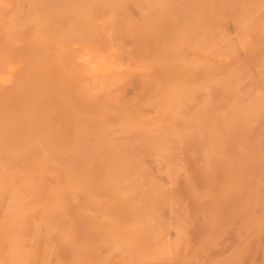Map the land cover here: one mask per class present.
Wrapping results in <instances>:
<instances>
[{
    "label": "rangeland",
    "instance_id": "rangeland-1",
    "mask_svg": "<svg viewBox=\"0 0 264 264\" xmlns=\"http://www.w3.org/2000/svg\"><path fill=\"white\" fill-rule=\"evenodd\" d=\"M3 1H4V3H3ZM17 3H16V2ZM26 1L27 0H0V19L2 20V22H1V20H0V24H2V25H0V35H1V33L3 34V37H1L0 39L1 40H3L2 42H0V44L1 43H5V40L7 39V42L8 43H10V34L8 35L9 37L8 38H6L7 37V35L5 36V34H8L9 33V31H10V29H9V31L7 32L6 31V33H5V26H6V24H7V27H8V25L10 24V25H12V23H13V21H14V24H13V26H11V28H14L15 29V26L14 25H16L15 23H17V22H20L21 21V23H22V25L20 24V26H22L23 28H20V29H22V31L20 32V29H15V31L13 30V32H17L16 33V36H17V39H16V36L14 37V39L12 40V42L10 43V44H14L13 46H14V48L16 49H11V47H9V46H11V45H6L7 44V42H6V46H7V48L9 47V49L7 50L8 52H10L11 51V54L13 53V51L15 52L14 53V60L13 61H10L9 62V64H10V67L14 70V72L15 73H17V72H20L23 68H26V66H27V64L28 63H26V62H28V60H29V58H33L34 56H37V54L39 55L40 54V52H42L45 48L47 49V46L49 45H51L52 43L54 44V41H55V44H60V41H61V43L63 42L64 43V41H65V43L63 44V45H66L68 48H70V51L71 52H73L74 53V55H77V56H80V55H82V54H90V58L92 59L93 58V56L95 57V58H97V62H96V59L95 58H93V60H95V61H93L95 64L96 63H100V62H103V63H105V62H109V63H111V64H113V65H115L116 67L118 66H120L119 68H122L123 70V74H124V82L122 81L120 84H118L117 85V87H115V88H118V86H119V89H113L112 90V93H111V95H113L114 96V98L112 97V99L109 101L108 100V102H107V105H105L106 103L105 102H100L101 104L99 105V108H97L98 107V104L96 105L97 107H95L93 110H95V113H87L86 114V112H85V106L83 107L82 105L84 104V103H80L81 101L83 102V100H81V99H79V98H77V96L76 97H74L73 96V98H74V100L75 101H73L72 102V104L73 105H71L69 102H67V103H65V105L64 106H66V104H70L71 105V107H67V110L70 108V110L69 111H67L66 113H65V116L67 117H65L67 120H70V121H68V122H66V121H64L65 122V126H63V125H61V127L60 126H54V128H49V130L51 129L52 131V133H56L57 134V132H59L60 130H61V132L63 133H60L62 136H60V140L56 137V135H54V134H52V133H50V131L48 132L49 134H52V136L51 137H53V135H54V138H51V139H56V141L54 142V144L55 145H53V144H50L49 142H43V144L45 143L46 145H44V146H40V148H39V150L41 149V147L42 148H44L45 146V150H46V153H43V155L46 157V160L48 159L47 157H50L51 159L49 160L50 162L48 163L47 161L46 162H44V164H46L45 166H44V169L46 170V172L47 173H49V175H51L52 176V178L55 180L54 181V183H55V185L58 187V192H59V197L58 198H60V201H61V203H62V206H65V208L64 207H62L64 210H65V215L66 216H64L63 218L65 219L64 221L66 222V223H64L63 225H65V226H68L69 225V223H70V225H71V227L73 226V232H74V235L75 236H72L73 237V239H74V241H70L69 243H70V247H69V245H66V244H63V243H59V239H58V237L56 236V235H51L50 237H51V239H48V241H49V243H50V248L52 249L51 250V252H52V256L55 258V260H57L58 262H59V264H71V262H72V264H80V262H78V260L76 259L75 260V257H72L73 255L72 254H74V250H76L75 248L78 246H81V245H85V244H87V245H89V246H87V245H85V247H86V249H82V250H80L81 252L83 251V250H85V252H82V254H83V256H82V254H81V252H80V254H81V256L84 258V256L85 257H89L88 259H87V261H89L88 263H92V262H94V263H92V264H106V263H111V264H138V263H135L134 261H129L128 259H127V257H125L124 255H121V253H122V251L121 250H118V253H117V249L116 248H113V247H111V246H109L110 245V243L109 242H107V240H105V241H103L102 240V238L104 239V237L106 238V235H105V231H104V229H103V227H100L101 229H103V231H100L101 229H99V226H94L93 224H94V222L90 219L91 217L88 215L87 216V218H86V216L85 215H87V213L86 214H84L85 213V211L86 212H90L89 211V209L91 208V210L93 209V211H96V212H98V210L100 209H98V207L95 205V207H97V209L98 210H94L95 209V207H93L94 205H90V204H88L89 202L87 201L88 200V196L90 195V193L92 194V196H94V197H92V198H94V199H97V198H106V199H108V200H111V196L113 195V193H114V191H115V188H116V186H117V184H114V183H112V180L113 179H115L116 177L117 178H119L120 177V175H122V173H120V170L121 169H123L122 167H124V169H125V166H126V169H128V172L130 173V171H132V169L135 167H133V165L136 163V164H140L139 162H141V163H143L145 160L147 161H145L144 163H143V166H144V168H146L149 172H152L153 171V173H151V174H155V172H156V168H158V165H159V163L157 164L155 161H154V156L156 155V154H154L153 155V153H156L153 149H152V147L153 146H158V147H163V148H165L166 147V149H168V155H166V154H164V156L166 155L167 156V158H166V156H165V158L167 159V161L169 162V163H172V164H176L178 167H180L181 169H180V171H181V175H180V180H178L177 181V184H176V186H174L173 187V189L172 190H174V191H172V192H170L169 194H168V196L166 197V198H161L160 200H159V203L157 204V207L158 208H160V207H165V205H166V210H171V211H168V212H166L165 211V216H164V214L163 215H161V217H160V221H161V223H164L163 225H164V227H165V229L166 230H170V229H172L173 230V228L172 227H176V228H179L180 227V231H182V234H181V238H180V240L178 239L177 240V244H180L179 246H181L180 248H178L177 249V254L176 255H178V256H176L177 258H174L175 260L172 262V264H239V262H240V264L242 263V264H262V263H264V254H262V253H264V251H262V250H264V241H262V240H264V237H261V236H264V227H262V225H264V222H262V221H264V218H262V221H261V226H259L260 224L258 223V220H257V218H260L261 216H264V214H262V213H264V207H262L261 205H264V204H262V202L259 200V198L262 200V201H264V183H262V182H264V112H262L261 110H258V111H254L253 113H249L250 114V120H248V118L247 117H249V114H245L246 115V117L244 116V117H242L243 119L244 118H247V120H246V122H245V119L243 120L244 122H240V123H238V119H237V125L236 126H238V128L237 129H233V127H234V125H235V123H232L231 122V120H233L232 119V117L231 116H227V115H230V113H231V111H234L235 109V106H233V103H234V101L235 102H237V104H235L234 103V105H238V103H240V105L241 104H244V105H241L242 107H238L237 106V108L239 109H242V108H245V106L246 105H250V104H247V103H251L252 102V100L255 98V96L257 95V96H264V65H262V64H264V63H262V62H264V0H218L219 2H217L216 0V6H215V3H213L214 1L212 0V2H210V3H212L211 5H210V3H208V4H206V6L204 5V7H203V9H202V7H201V9H200V7H198V6H194L195 8L197 7V9L199 8V10H195V9H193V7H192V4H191V0H179V1H177L176 3H178V4H176V3H174L173 4V1L174 0H172V4H173V6H172V4H170L171 3V0H169L170 2H168V0H163L164 1V3H165V1H167L165 4H162V2H161V5H158V2L160 1H158V0H149V3L148 2H146L145 0H127V3L129 4L128 5V7L126 6V5H123V6H125V7H127V8H125V7H123L122 6V2L120 1L119 2V0H114V1H112V0H109V1H111L110 3L111 4H109V5H111L109 8H108V6L109 5H107L106 4V2L105 1H101V5H102V2H103V5H104V2H105V6H106V8H105V6H100V5H96L97 3L95 2V1H83L82 3H84V5H83V8H86V9H83V10H89L90 9V7H92L93 9H90L89 11H90V13H89V11L88 12H86L87 13V15H88V18H89V16L91 15V18H90V20H88L89 21V23H90V21H91V19H92V22L90 23V24H88V22H87V19H86V22H83L82 24V26L81 27H83V26H85V27H83V28H86V29H84L83 30V28H79L78 27V30H74L75 32H73V30H68L67 28L68 27H64V25H61L60 26V24H57V23H55L54 21V18H52V17H47V16H45V17H41L42 15L44 16V14L45 13H48L47 12V10H46V12H45V6L46 5H48L49 7H48V9H50V11L51 10H53V9H51V8H53L52 6H55L54 7V11H55V13H59L60 14V11L59 10H61V12L63 11L62 9H64V10H68V6L67 5H69L70 6V3L68 4L67 2H66V0H65V2L66 3H64L63 2V4H64V6L62 5V6H60L61 7V9H60V7H58V4H62L61 3V1H63V0H60V1H58V0H56V1H58V2H56L55 0H49V2H48V0H47V2L50 4H44V6L42 5V8L44 7V11H42L41 9L42 8H40V10L42 11V13L43 12H45L44 14H42L39 10H36L37 12H32L33 14H35V13H37V14H39L40 15V17L42 18V20H41V18H38V21L40 20V22H42L44 19L43 18H45L46 19V17L49 19V18H52V19H50V22L52 21L53 23H55L54 25L52 24V22L50 23L49 21H47L46 20V22H49L50 24H51V28L49 27V29H48V27H47V23L45 24V23H43V25H42V23H39L38 21H37V19H35L39 24H41L42 26H44V25H46L45 27H46V31H50V29H52L51 31L53 32V35L51 34V32H48V33H50V37L49 36H44V37H42L43 36V34H46V32L44 31L45 29V27H42L41 25H39L38 27L36 26V24H37V22L35 21V23L33 24V25H35L34 27H33V30H35L34 28L35 27H37V28H39L40 30H41V34L43 33L42 31H44L45 33H43L42 34V36H41V34H40V36H41V38H37L38 37V35L36 34V33H34L33 32V30H32V26H30V24H31V21L33 22V17L35 16H33V14L32 13H30V10L32 9V7L30 8L29 7V5L28 6H25L26 5ZM29 1V0H28ZM37 1H39V0H34V2H33V0L31 1H29V3L28 4H30V2L32 3V4H34V7L33 8H35L38 4H40V2L39 3H36ZM69 1V0H68ZM72 1V0H71ZM70 1V2H71ZM75 0H73L72 1V3H71V5L73 4V3H75L74 2ZM97 1H99V0H97ZM116 1H118V3L116 2ZM144 1V2H143ZM162 1V0H161ZM176 1V0H175ZM182 1V2H181ZM211 1V0H210ZM21 2H22V4L23 3H25L23 6H22V4H21ZM46 2V3H47ZM54 2V3H53ZM85 2H87L86 4H85ZM90 2H91V6L89 5L90 4ZM112 2L114 3V2H116V3H114V4H112ZM151 2H154V3H151ZM155 2H157L156 4H155ZM231 2V3H230ZM244 2V3H243ZM57 3V4H56ZM100 2H98V4H99ZM219 3H222V5L220 4V6H218V4ZM17 4H19V5H17ZM37 4V5H36ZM67 4V5H66ZM93 4H95L96 6H93ZM117 4V5H116ZM118 4H120V6L118 5ZM146 4H148V7L146 6ZM153 4H155V5H153ZM6 5V6H5ZM8 5V6H7ZM36 5V6H35ZM41 5L39 6V7H41ZM75 5V4H74ZM88 5V6H87ZM114 5V6H113ZM116 5V6H115ZM143 5V6H142ZM163 5H171V6H163ZM209 6V8H208V6ZM231 5V6H230ZM258 5V6H257ZM19 6V7H18ZM24 7L25 6V9H26V7L28 8V12L26 13V14H24V12H26L27 11V9H26V11H25V9L24 8H20V7ZM30 6H33V5H30ZM90 6V7H89ZM132 6H133V8L135 9V8H137L136 10H134V9H132ZM153 6V7H152ZM156 6V7H155ZM163 6V7H162ZM220 7V8H218V7ZM222 6V7H221ZM6 8V9H4V8ZM15 7H16V9H15ZM20 8L19 10H18V8ZM38 7V6H37ZM119 7H123V8H125V9H123V8H119ZM130 7H131V9H130ZM140 7V8H139ZM143 7V8H142ZM147 7V8H146ZM158 7V8H157ZM175 7V8H174ZM178 7V8H177ZM10 8V9H9ZM13 8V9H12ZM59 8V9H58ZM70 8H72L71 6H70ZM69 8V9H70ZM115 8V9H114ZM117 8V9H116ZM151 8V9H150ZM155 8V9H154ZM163 8V9H162ZM214 8V9H213ZM218 8V9H217ZM4 11H3V10ZM36 9V8H35ZM35 9H34V11H35ZM37 9H39V8H37ZM56 9V10H55ZM108 9H110V12L111 11H113V13L111 12V14H110V12L108 11ZM120 9V10H119ZM126 9H128L127 11H129V12H127L126 11ZM9 10H13V11H9L10 13L11 12H13V17H14V14H15V12H16V14L18 15V17H17V15H16V17H15V20L14 19H12L13 17L12 16H10V13L8 12ZM16 10V11H15ZM24 12H23V11ZM104 10V11H103ZM108 11V13L106 14V13H104L105 11ZM118 10H119V12H118ZM126 11L125 13H124V15H121V14H123L122 12H120V11ZM131 10V11H130ZM133 10H134V12H133ZM140 10V11H139ZM216 10H218V11H216ZM220 10V11H219ZM233 10V11H232ZM2 11V12H1ZM22 11V12H21ZM32 11H33V9H32ZM39 11V12H38ZM49 11V10H48ZM49 11V13L50 14H52V16H53V14H54V17H55V13H54V11H51L50 12ZM57 11V12H56ZM115 11V12H114ZM136 11V12H135ZM144 11V12H143ZM215 13H214V12ZM222 11V12H221ZM6 12H8V14H9V16L10 17H12L11 19L13 20L12 21V23H9L10 21H11V19H9L10 17L9 16H7L5 13ZM116 12H118V13H120V15L118 14L117 15V13ZM141 12V13H140ZM221 12V13H220ZM227 13V14H225V15H223L222 17L223 18H220L219 19V15L220 14H223V13ZM30 13V14H29ZM116 13V17H118V18H115V14ZM127 13V15L129 14V16H131V14H132V17H129V16H127V15H125ZM139 13V15H140V19L138 18V17H136L135 19H134V17L136 16L135 14H138ZM142 13H144V14H142ZM220 13V14H219ZM244 13V14H243ZM3 14H5V16H6V18L7 17H9V18H7L8 20H5L6 18H4L3 19ZM36 14V17L38 16ZM42 14V15H41ZM59 14H57V15H59ZM102 14L103 15H106L107 16V18H109V21H108V19L107 18H105V17H103L102 16ZM207 14V15H206ZM28 15H31V16H29L28 17V19L30 18V23L28 22L29 20H26V23H27V25L25 24V20L23 21V19L26 17V16H28ZM47 15V14H46ZM49 15V14H48ZM133 15H134V17H133ZM200 15V16H199ZM206 15V16H205ZM214 15V16H213ZM253 15V16H252ZM20 16H25L24 18H20ZM51 16V15H50ZM110 16V17H109ZM122 16V17H121ZM162 16V17H161ZM217 16V17H216ZM226 16L228 17V18H226ZM237 16V17H236ZM255 16V17H254ZM31 17H32V19H31ZM39 17V16H38ZM102 17H103V19L105 20V21H103L102 20ZM166 17V18H165ZM198 17V18H197ZM213 17V18H212ZM94 18V19H93ZM112 18V19H111ZM125 18H126V20H125ZM128 18V19H127ZM132 18V19H131ZM162 18H164V19H162ZM216 18V21L214 20ZM16 19H20V20H17L16 21ZM22 19V20H21ZM25 19H27V18H25ZM56 19V18H55ZM107 19V20H106ZM115 19V21H112V20H114ZM130 19V20H129ZM202 19H204V20H202ZM206 19V20H205ZM212 19V20H211ZM221 19H223V20H221ZM241 19V20H240ZM248 19V20H247ZM256 19V20H255ZM5 20V21H4ZM10 20V21H9ZM122 20V21H121ZM132 20V21H131ZM140 20V21H139ZM149 20V21H148ZM197 22H199L200 21V23H197L198 25H196V21ZM254 20V21H253ZM258 20V21H257ZM7 21H9V22H7ZM108 21V22H107ZM162 21V22H161ZM168 21V22H167ZM176 21V22H175ZM191 21V22H190ZM213 21V22H212ZM220 21V22H219ZM6 22V23H5ZM24 22V23H23ZM105 22H106V24H105ZM116 24H115V23ZM131 22V23H130ZM163 22H164V24H163ZM195 22V23H194ZM209 22H211V23H209ZM249 22V23H248ZM254 22H255V24H254ZM259 22V23H258ZM5 23V24H4ZM84 23H86V24H84ZM103 23V24H102ZM114 23V24H113ZM128 23H130V24H128ZM169 23H170V25H169ZM178 23V24H177ZM18 24V26H19V23H17ZM23 24H25L24 26H27L26 28L23 26ZM49 24V25H50ZM118 24V25H117ZM124 24V25H123ZM149 24V25H148ZM184 24V25H183ZM193 24H195V25H193ZM209 24V25H208ZM221 24L222 25H228V26H230V27H228L227 29L229 30H227L226 28H225V35L223 34L224 32L222 31V30H220V31H222L223 33V35H224V39H225V43H226V38L225 37H227V31L228 32H230V35L228 36L229 38H230V36H231V38L233 39L234 38V41H235V45L236 44H238L239 45V47L241 46H243L242 48L240 47H238V45L236 46V48L238 47L240 50H241V53H243V54H240V51L239 52H237L238 50L236 49V52H235V50H233V52L231 51V53L228 55L229 57L228 58H222V59H217V57L215 58L214 56L213 57H211L210 59H212V61L209 59V55L205 52V54H204V52H203V50H205V49H207V48H203L205 45H204V39H205V41L207 42V41H209V42H207V44L209 45V46H211V45H213V42H215V41H212V40H215L213 37H215L216 39H217V35H219L221 32H219L218 31V29H219V27L221 26ZM246 26H245V25ZM249 24V25H248ZM262 24V25H261ZM10 25H9V28H10ZM32 25V24H31ZM38 25V24H37ZM96 25V26H95ZM108 25V26H107ZM110 25V26H109ZM115 25H117V26H115ZM143 25V26H142ZM153 25V26H152ZM212 25H213V27H212ZM216 25H217V28H215L216 27ZM258 27H257V26ZM260 25V26H259ZM18 26L16 27V28H18ZM30 26V27H29ZM53 26V27H52ZM64 27V29L63 28H61V27ZM92 26V27H91ZM119 26H121L122 28H121V32H120V27ZM133 28H132V27ZM185 26V27H184ZM215 26V27H214ZM249 26H250V29H249ZM254 26H255V28H254ZM57 27V28H56ZM91 27V28H90ZM116 27H117V30H115L116 29ZM159 27V28H158ZM182 27V28H181ZM198 28V29H196V28ZM233 27V28H232ZM260 27V28H259ZM2 28H3V30H2ZM25 28V30H23ZM36 28V29H37ZM54 28H56V30H54ZM77 28V27H76ZM96 29V30H94V29ZM98 28V29H97ZM131 28V29H130ZM149 28H152L151 30L149 29ZM164 28V30H162ZM176 28V29H175ZM188 28H189V30H188ZM208 28V29H207ZM214 28V29H213ZM248 28V29H247ZM252 28V29H251ZM6 29H8V28H6ZM27 29V30H26ZM59 29V30H58ZM62 30V33H61V30ZM140 29V30H139ZM148 29V30H147ZM154 29V30H153ZM158 29H159V31H158ZM183 29H184V31H183ZM210 29H212V30H210ZM232 29V30H231ZM18 30H19V32H18ZM38 30V29H37ZM57 30H58V32L60 31V33L61 34H56V38H55V34H54V31H56L57 32ZM65 31V33L66 32H68L69 31V38L67 37L68 36V33L67 34H65L64 33V31ZM88 30H89V34H87L88 33ZM101 30H103V31H101ZM128 30V31H127ZM130 30H132V31H135V32H132V31H130ZM153 30V31H152ZM162 30V31H161ZM183 31V33H182V31ZM210 30V31H209ZM216 30V32L218 31L219 32V34H217V33H215L214 31ZM235 30V31H234ZM250 30V31H249ZM252 30V31H251ZM254 30V31H253ZM255 30H256V32H255ZM4 31V32H3ZM91 31H92V33H94V34H91L90 35V33H91ZM101 31V32H100ZM124 31V32H123ZM163 31H164V36H163ZM168 31V32H167ZM171 31V32H170ZM180 31H181V34H180ZM195 31H197V32H195ZM212 31H213V33H214V35H212ZM231 31H232V33H231ZM11 32H12V30H11ZM37 32V31H36ZM57 32V33H58ZM70 32H73V33H70ZM81 32H83V33H81ZM119 32V33H118ZM123 32V33H122ZM126 32H128V33H126ZM140 32V33H139ZM153 32V33H152ZM154 32H155V34H154ZM167 32V33H166ZM5 33V34H4ZM21 33V34H20ZM31 33H32V35H31ZM48 33L46 34V35H48ZM66 35L65 37H64V34ZM104 33V34H103ZM126 34V36H124L125 34ZM142 33V34H141ZM146 33V34H145ZM160 33V34H159ZM195 33V34H194ZM199 33V34H198ZM210 33H211V35H210ZM235 33V34H234ZM238 33H240L239 35H241L242 37L241 38H238ZM21 35V36H18V35ZM35 34V35H34ZM73 34L75 35V36H77V38H75V36L73 37ZM96 34H98V35H96ZM103 34V35H102ZM117 34L121 37V36H124V39L126 38V37H128L129 38V40L126 38V41H125V43L126 44H123L122 42H119L120 40H123V39H118V37H117ZM121 34H123V35H121ZM138 34V35H137ZM157 34H159V37L157 36ZM180 34V35H179ZM185 34V35H184ZM189 34V35H188ZM205 34V35H204ZM215 34H217L216 36H215ZM37 35V36H36ZM57 35H58V37H60V39L57 37ZM61 35V36H60ZM70 35H72L71 37L72 38H70ZM80 35L81 36H84V38L82 39V37H80ZM87 35V36H86ZM93 36V38H91L90 36ZM95 35V36H94ZM115 37H117L116 38V45H118V46H113V40H115V38H114V36ZM162 37H161V36ZM166 35V36H165ZM168 35H171V36H169L168 37ZM176 35V36H175ZM179 35V36H178ZM182 35V36H181ZM200 35V36H199ZM203 35V36H202ZM207 35H209L208 37H209V39H208V37H207ZM221 35V34H220ZM220 35H219V37H220ZM234 35V36H233ZM238 35V36H237ZM5 36V37H4ZM36 36V37H35ZM54 36V37H53ZM63 36V37H62ZM98 36V38H95V37H97ZM199 36V37H198ZM233 36V37H232ZM19 37V38H18ZM85 37H87V39L85 38ZM103 37H104V39H103ZM113 37V38H112ZM137 37H138V39H137ZM140 37V38H139ZM141 37H142V39H141ZM154 37V38H153ZM163 37H164V39H163ZM173 37V38H172ZM192 37V38H191ZM196 37H197V39H196ZM203 37H205L204 39H203ZM218 37V38H219ZM228 37H227V40H229L228 39ZM238 39H237V38ZM5 40H4V39ZM21 38V39H20ZM31 38V40H29ZM44 38H46V39H44ZM53 38H55V39H53ZM61 38H63V40L61 39ZM66 38H67V40H66ZM89 38H90V40H93V39H95L96 41H94L93 40V45L95 44H97V48H96V46L94 45V46H92L91 44V41L89 40ZM131 38V39H130ZM133 38H134V40H133ZM145 38V40H143ZM151 38V39H150ZM176 39V41H177V43H174L173 45H171L170 43H168V42H172L173 43V41ZM179 38V39H178ZM186 38V39H185ZM191 38V39H190ZM199 38V39H198ZM207 38V39H206ZM212 38V39H211ZM221 38V37H220ZM243 38V39H242ZM16 39V40H15ZM20 39V40H19ZM35 39V40H34ZM38 39H40V41H42L43 43H44V45H43V43H40V41L38 40ZM43 39H44V41H43ZM48 39V40H47ZM68 39H70V41L68 40ZM72 39V40H71ZM73 39H75V40H73ZM80 39H82V40H80ZM106 39V40H105ZM118 39V40H117ZM136 39V40H135ZM150 39V40H149ZM188 39V40H187ZM190 39V40H189ZM193 39V41L191 42V40ZM195 39V40H194ZM239 39H241V41L239 40ZM0 40V41H1ZM15 40V41H14ZM84 40V41H83ZM99 40V41H98ZM101 40V41H100ZM128 40V41H127ZM147 40V41H146ZM152 40V41H151ZM164 40V41H163ZM170 40H173V41H170ZM197 40V41H196ZM202 40V44L200 45V41ZM14 41V42H13ZM37 41V42H36ZM39 41V42H38ZM50 41H51V43H50ZM53 41V42H52ZM56 41H57V43H56ZM71 41H72V43H71ZM75 41V42H74ZM117 41H118V43H117ZM144 43H143V42ZM159 41V42H158ZM161 41V42H160ZM167 41V42H166ZM175 41V42H176ZM181 43H180V42ZM234 41H233V43H234ZM238 41V42H237ZM102 42V43H101ZM129 42V43H128ZM145 42H147V43H145ZM151 42V43H150ZM154 42V43H153ZM163 42V43H162ZM191 42V43H190ZM194 42V43H193ZM228 42H231L232 43V41H228ZM227 42V43H228ZM240 42V43H239ZM242 42H244V45H243V43ZM90 43V44H89ZM114 43V44H115ZM165 43H167L168 44V47H167V45L165 44ZM199 43V44H198ZM217 43V42H216ZM215 43V44H216ZM232 43V45H234ZM41 46H40V45ZM138 44V45H137ZM146 44V45H145ZM178 44H180V45H178ZM192 44V45H191ZM206 44V45H207ZM214 44V45H215ZM228 44H230V43H228ZM242 44V45H241ZM124 45H126V46H124ZM145 45V46H144ZM151 45H152V47H151ZM154 45H155V47H154ZM156 45L157 46H160V47H162V45L164 46V48L162 47V48H160V47H158V48H160V49H158L157 47H156ZM171 45V46H170ZM184 45V46H183ZM189 46L191 49H189V47H187V46ZM197 45V46H196ZM231 45V44H230ZM231 45V46H232ZM234 45V46H235ZM1 46V45H0ZM4 46V45H3ZM2 46V47H3ZM12 46V47H13ZM98 46H99V48L101 49L100 51L98 50L97 51V49H99L98 48ZM121 46H122V48H121ZM177 46H179L178 48H177ZM193 46V47H192ZM1 47V48H2ZM5 47V46H4ZM17 47V48H16ZM18 47H19V49H18ZM107 47V48H106ZM124 47H125V49H124ZM151 47V48H150ZM166 47V48H165ZM170 47V48H169ZM233 47V46H232ZM6 48V47H5ZM6 48V49H7ZM41 48V49H40ZM144 48V49H143ZM153 48H155V49H153ZM171 48H173V54L171 53V51H172V49ZM175 48H176V53L174 52L175 51ZM199 50H198V49ZM4 48H2V49H0V52H6V51H4L3 50ZM11 49V50H10ZM76 49V50H75ZM103 49V50H102ZM105 49H106V51H105ZM143 49V50H142ZM157 49V50H156ZM169 49H171V50H169ZM202 49V50H201ZM243 49V50H242ZM245 49V50H244ZM247 49V50H246ZM10 50V51H9ZM96 50V51H95ZM168 50V51H167ZM196 50V51H195ZM197 50H198V52H197ZM202 52H201V51ZM20 51V52H19ZM74 51H77V52H74ZM101 51H103V52H105V53H103V52H101ZM109 51V52H108ZM117 51H120V52H117ZM165 51V52H164ZM177 51H179V52H177ZM247 51V52H246ZM17 52V53H16ZM28 52V53H27ZM122 52V53H121ZM127 52V53H126ZM138 52V53H137ZM142 52H143V54H142ZM145 52V53H144ZM149 54H148V53ZM152 52V53H151ZM153 52H155V56H154V53ZM170 52V53H169ZM197 52V53H196ZM18 53H19V55H21V57L23 56V55H25L24 53H26V55L24 56L25 58L26 57H29V58H27V60L24 58V60L26 61V62H22L23 60V57L21 58L19 55H18ZM20 53H23V54H20ZM31 55H30V54ZM33 53V54H32ZM43 53V52H42ZM109 53V54H108ZM159 53L161 54V55H159ZM194 53V54H193ZM16 54V55H15ZM28 54V55H27ZM125 54V55H124ZM162 54L164 55V56H162ZM171 54H172V57L170 58L169 57V59L167 58V60L168 61H170V62H172L171 60H172V58L174 59V56L177 58L178 56H179V58H177L178 59V61H181L182 60V62H183V60H184V62H187V63H189V62H197L196 60H198V62H200V60H203L204 59V57H205V60H207L208 59V62H212V64H213V70H212V68L210 69V67H212V66H210L209 67V65H211V63L208 65L207 63H206V61L204 62L203 61V63H205L204 64V66L207 64V66H203V63L202 62H200V64L202 63V65L201 66H199L198 68L199 69H195L193 72H194V74H193V76H191V77H193L194 79H192L191 77H190V80H188V81H186L187 80V78L189 79V77H186L185 76V78L183 79V80H185L184 81V83L185 84H183V80H181V83H182V89L184 90V88L185 87H187L188 86V88L190 89V91L188 90V91H184V92H186V95H188L187 97H184L185 95H183L182 93V89H181V84H179V88H180V90H178V86H177V84H165V85H161V84H154V85H152V83H150L149 82V80H146L147 78H151L152 77V79L153 80H155V81H158V79H160L161 78V76H163V72H165V74H171V72H175L174 71V67H171L170 68V66H174V65H172V63H168L166 66H165V64L168 62L167 60H166V57H168V55H170L171 56ZM18 55V56H17ZM97 55H98V57H97ZM103 55H105V56H103ZM148 55V56H147ZM176 55H178V56H176ZM231 55V56H230ZM232 55H233V58H231L232 57ZM236 55V57L234 58V56ZM15 56H17L16 58H15ZM33 56V57H32ZM100 56V57H99ZM202 56H203V59H202ZM212 56V55H211ZM149 57V58H148ZM157 57H159V58H163V62H164V64H163V62H161V64H163V66L164 67H162V65L161 66H158L157 64H159L158 62H156L157 60H158V58ZM199 57H201V58H199ZM108 58V59H107ZM119 59V60H117V59ZM131 58V59H130ZM139 58L140 59H142V60H139ZM155 58V60H153ZM12 59V58H11ZM113 59V60H112ZM135 59V60H134ZM144 59H146L145 60V63L143 62V60ZM171 59V60H170ZM187 59V60H186ZM116 60V61H115ZM148 60V62H146ZM159 60H161V59H159ZM256 60V61H255ZM142 62V63H141ZM181 62V63H182ZM14 63V64H13ZM123 63V64H122ZM140 63V64H139ZM178 63V62H177ZM13 64V65H12ZM26 64V65H25ZM216 64V65H215ZM23 65H25V66H23ZM170 65V66H169ZM139 66V67H138ZM156 66H158V67H156ZM222 66V67H221ZM165 67H167V68H165ZM204 67V68H203ZM20 68V69H19ZM161 68V69H160ZM169 69V70H171V71H162V69ZM206 68H208V69H206ZM229 68V69H228ZM231 68H233V69H231ZM164 69V70H165ZM222 69V70H221ZM245 69V70H244ZM257 69V70H256ZM161 70V71H160ZM206 70H208V71H206ZM209 70H211V71H209ZM216 70V71H215ZM231 70L233 71V73H234V70H237L234 74H236L235 76L237 77V78H234V76H232V78H234L235 80H236V83H235V81H233V80H230V76H229V73L231 74ZM129 71V72H128ZM195 71H196V73H195ZM213 71V72H212ZM220 71V72H219ZM226 71L228 72V75H227V73H226ZM230 71V72H229ZM245 71V72H244ZM125 72V73H124ZM160 72V73H159ZM161 72L163 73V74H161ZM177 72V71H176ZM175 72V73H176ZM192 72V73H193ZM209 72V73H208ZM261 72V73H260ZM133 73H135V74H140V76L141 75H148L147 76V78L145 79V78H143V80H142V78L140 79V78H138V79H140V80H133V79H130L131 78V76L133 75ZM232 73V74H233ZM159 74H161V75H159ZM168 74V75H169ZM207 74H209L210 75V77H212V78H214V76H215V78L214 79H216V80H214V79H211L210 77H209V75L207 76ZM233 74V75H234ZM128 75V76H127ZM131 75V76H130ZM157 75H159V76H157ZM226 75V76H225ZM262 77H260V76ZM127 76V77H126ZM145 76V77H146ZM206 76H207V78L208 79H210V84H203L204 82H205V80L207 79L206 78ZM229 76V77H228ZM126 77V78H125ZM134 77V76H133ZM132 77V78H133ZM160 77V78H159ZM221 77H224V79H225V77H228V79L230 80V82L228 81V79H227V83L226 84H224L223 82H225V80L224 81H221L219 78H221ZM155 78H157V80L155 79ZM217 78H218V80L219 81H217ZM238 78H240L239 80H238ZM135 79V78H134ZM145 79V80H144ZM152 79H150V81H152ZM182 79V78H181ZM208 79L206 80V82L208 81ZM247 79V80H246ZM254 79V80H253ZM194 80V81H193ZM197 80V81H196ZM213 80H214V82H213ZM144 81V82H143ZM148 81V82H147ZM245 81H246V83H245ZM215 82H217V84L215 83ZM243 82V83H242ZM125 83V84H124ZM137 83V84H136ZM146 83V84H145ZM208 83V82H207ZM230 83H231V85L232 86H228V85H230ZM233 83V84H232ZM235 83V84H234ZM238 83V84H237ZM149 85V86H148ZM152 85V86H151ZM161 85V86H160ZM168 85H169V87L171 88V89H177V90H175V91H173V92H176V94H178V93H180L179 95H177L178 97H176V98H174L175 96H176V94H174V95H171V94H166V92H165V89L166 88H168ZM170 85H172V86H170ZM173 85H175V86H173ZM184 85H185V87H184ZM204 85H208V87L206 88L207 90H205L204 91V93H203V91H198V90H195V89H197L198 87H202V86H204ZM227 85V86H226ZM233 85H234V87H233ZM237 85V86H236ZM241 85V86H240ZM229 87L230 88V90H229V88H227L228 90H225V92H224V89L226 88V87ZM254 86H255V88H254ZM163 87V88H162ZM194 87V88H193ZM225 87V88H224ZM238 87V88H237ZM158 88V89H157ZM165 88V89H164ZM187 88V89H188ZM231 88H233V89H231ZM234 88H236L235 90H234ZM162 89V90H161ZM221 89V90H220ZM118 90V91H117ZM159 90H161V91H159ZM186 90V89H185ZM194 92H193V91ZM237 90H238V92H237ZM127 91V92H126ZM157 91V92H156ZM181 91V92H180ZM228 91V92H227ZM232 92L231 94H230V92ZM233 91L235 92H237L238 93V97H239V99H236L235 98V96H237L236 94H234L233 96H232V94H233ZM258 91V92H257ZM178 92V93H177ZM188 92H189V94H188ZM261 92V93H260ZM157 93H159V94H157ZM224 93V94H223ZM258 93H259V95H258ZM154 94H156V96L154 95ZM185 94V93H184ZM208 94H209V96H208ZM115 95H116V97H117V95H118V97H117V102L116 101H114V99H115ZM160 95V96H159ZM166 95V96H165ZM169 95H171L173 98H174V100L169 96ZM193 95V96H192ZM197 95V96H196ZM227 95V96H226ZM232 97H230V96ZM242 95V96H241ZM127 96V97H126ZM159 96V97H158ZM163 96H165V99L163 98ZM181 96H183V98L181 97ZM110 97V98H111ZM181 98V100H180V98ZM211 97V98H210ZM174 101V102H176L177 104H175V103H173L172 101H171V99ZM234 98L236 99V100H234ZM251 98H253V99H251ZM78 99V100H77ZM152 99V100H151ZM194 99V100H193ZM206 99V100H205ZM245 99V100H244ZM73 100V99H72ZM77 100V101H76ZM150 100V101H149ZM178 100H179V102L182 104V106L180 105V103L178 102ZM212 100V101H211ZM214 100V101H213ZM240 100V101H239ZM242 100V101H241ZM13 101V102H12ZM11 101V105H10V107L11 108H13L14 110H16V113L18 112V110H19V112H21L22 111V113H20V114H23V116H20L19 115V112H18V115H16L15 117L17 118V116H18V119L21 121V126H20V130H18V131H16V130H14L15 132H13L12 131V133H16V135L15 134H12L13 136L15 135L16 136V140H19V138H20V140L19 141H17V145H16V147L18 148V150L19 149H21V150H19V151H17L16 150V152H13L14 153V156H12V158L11 157H9L10 159H14L15 160V158L16 157H22V155L20 156L19 154H17V153H22L24 156H23V158H25V160H24V162H27L26 163V165H28V163L30 162H33L34 164H36V163H40L39 161H37L36 162V160H39V158H40V156H41V154H39V153H41L39 150H37L38 148H36L35 149V147H37L36 145L34 146V144L37 142V141H35V139L37 140V139H39V131H41V130H43V129H41L40 128V126L41 127H43V122H44V119H43V121L41 120V118L40 119H38V120H34V119H32L31 117H29L28 115H26L25 113H23V109L22 108H19L18 109V107L19 106H22V105H24V104H26V100H21V99H13ZM68 101V100H67ZM114 101V102H113ZM135 101V102H134ZM173 103V104H171V102ZM210 101V102H209ZM229 101V102H228ZM168 102H169V104H168ZM190 102V103H189ZM208 102V103H207ZM233 102V103H232ZM243 102V103H242ZM75 103H77V104H75ZM105 103V104H104ZM110 103V104H109ZM112 103V104H111ZM113 103H115V105L113 104ZM148 103H150V104H148ZM189 103V104H188ZM82 106V108H81V106ZM103 104H104V108H103ZM109 104V105H108ZM146 104H148V105H146ZM173 106H175L176 105V107H172L171 105ZM208 104H210L209 106H208ZM224 104V105H223ZM226 104V105H225ZM246 104V105H245ZM13 105H15V106H13ZM112 105V106H111ZM144 105V106H143ZM151 105V106H150ZM167 105H169V107L171 106V108L170 109H174L173 111L177 114H175L172 110L170 111L169 109H167V108H169V107H167ZM178 105V106H177ZM190 105V106H189ZM212 105V106H211ZM228 105H230L231 106V108H230V106H228ZM67 106H69V105H67ZM80 106V107H79ZM102 106V107H101ZM105 106L108 108H105ZM109 106V107H108ZM149 106V107H148ZM181 106V107H180ZM200 106V107H199ZM17 107V108H16ZM76 109H75V108ZM79 107V108H78ZM117 107V108H116ZM146 107V108H145ZM164 107H166V108H164ZM179 107V108H178ZM186 107V108H185ZM209 107V108H208ZM228 107H229V112L227 111L228 110ZM234 107V108H233ZM248 106H246V108H247ZM65 108V107H64ZM71 108H72V110H71ZM81 108V110L83 111L84 110V114L82 113L81 114V110L80 111H78V109H80ZM87 108V107H86ZM101 108V110L102 109H104V110H102V112H101V110L99 111V110H97V112H96V109H100ZM178 108V109H177ZM200 108V109H199ZM245 108V109H246ZM140 109V110H139ZM164 109H165V112H164ZM183 109V111L181 112V110ZM199 110V112H198V110ZM234 109V110H233ZM112 110V111H111ZM143 110V111H142ZM155 110V111H154ZM176 110V111H175ZM180 110V111H179ZM197 110V111H196ZM210 110V111H209ZM243 110V109H242ZM246 110H249L248 108L246 109ZM66 111V110H65ZM76 111V112H75ZM105 111H108V112H105ZM110 111V112H109ZM147 111V112H146ZM179 111V112H178ZM225 111H227V113L225 112ZM245 111V110H244ZM74 112V113H73ZM112 112H113V115H112ZM146 112V113H145ZM153 112H155V113H153ZM170 112V113H169ZM201 112V113H200ZM245 112H247V111H245ZM260 114H259V113ZM80 113V114H79ZM96 113H98V114H100V116L98 115V114H96ZM102 113H104L103 114V116H101L102 115ZM116 113V114H115ZM146 114V115H144V114ZM151 113H152V115H151ZM175 114V115H173V116H171V114ZM180 113V114H179ZM211 113H213V114H211ZM225 113H226V116L227 117H230V118H228V120L230 121V123L232 124V128H231V125H228V126H226V124L225 123H228L227 121L228 120H226L227 119V117L226 116H224L225 115ZM89 114V115H88ZM95 114H96V116H97V118L98 117H100V118H95ZM106 114V115H105ZM119 114V115H118ZM138 114V115H137ZM168 114H170L169 116H168ZM182 114V115H181ZM206 114V115H205ZM218 114V115H217ZM220 114V115H219ZM258 114V115H257ZM2 115V114H1ZM0 115V116H1ZM79 115H80V117H79ZM82 115V116H81ZM93 115V116H92ZM148 115H150V116H148ZM181 115V116H180ZM185 115V116H184ZM192 115V116H191ZM213 115V116H212ZM26 116H28V118H24V117H26ZM74 116H78V117H74ZM84 116H85V118H84ZM90 116V117H89ZM121 116V117H120ZM144 116H146V118L144 117ZM149 118H148V117ZM151 116H153V117H151ZM156 116V117H155ZM166 116V117H165ZM175 116V117H174ZM180 117V118H178V117ZM202 116V117H201ZM207 116V117H206ZM13 118V121L14 120H16V118ZM20 117H22V118H24V119H27V122H26V120H21V118ZM123 117H125V118H123ZM139 117V118H138ZM169 117V118H168ZM172 117V119H170ZM196 117H197V119H196ZM201 117V118H200ZM225 119H224V118ZM255 117H257V122H256V118ZM4 118V117H3ZM65 118H63V119H65ZM84 118V119H83ZM87 118H89V119H87ZM153 120H151V119ZM175 119V121H174V119ZM182 118V119H181ZM188 118H191V122L189 121V122H187L186 123V121H188ZM214 118V119H213ZM31 119V120H30ZM62 119V120H63ZM159 121H158V120ZM199 119H200V121H199ZM204 119H206V120H204ZM224 119V123L223 124H225V125H223L222 124V120ZM252 119V120H251ZM255 119V120H254ZM1 121H3L4 122V120L3 119H0ZM34 120V121H33ZM72 120V121H71ZM81 120H84V121H82V122H80ZM94 120V121H93ZM96 120V121H95ZM171 120V121H170ZM190 120V119H189ZM201 120H203V121H201ZM241 120V119H240ZM241 120V121H242ZM97 121H99L98 123H101V124H98V123H96ZM103 121V122H102ZM126 121H128V122H126ZM143 121V122H142ZM165 121V122H164ZM173 121H174V123H173ZM183 121V122H182ZM195 121H196V123H195ZM215 121V122H214ZM226 121V122H225ZM25 122V124H23V123ZM31 122V123H30ZM35 122V123H34ZM38 122V123H37ZM42 122V124H40ZM63 122V123H64ZM73 122V123H72ZM78 122V123H77ZM84 122V123H83ZM88 122H89V124H88ZM122 122H123V124H122ZM154 122H159V123H154ZM163 122V123H162ZM177 122V123H176ZM181 123V125H180V123ZM185 122V123H184ZM194 122V123H193ZM214 124V127H213V125H212V123ZM234 122H236L235 120H234ZM250 122V123H249ZM255 122V123H254ZM34 123V125L33 126H37L36 128H38L39 129V131H38V129H37V131H35V133L34 132H32V129H31V125ZM63 123H57V125H60V124H63ZM75 123V124H74ZM77 123V124H76ZM83 123V124H82ZM154 125H153V124ZM163 125H162V124ZM169 123H173L172 125L170 124L169 125ZM176 123V124H175ZM188 123H190V124H188ZM193 123V124H192ZM200 123V124H199ZM201 123H203V124H201ZM244 123H246L245 125H244ZM251 123H252V125H251ZM1 124H4V123H2L1 122ZM10 124H11V122H10ZM30 124V125H29ZM70 124V127H73V125H75L74 127H73V129H74V132H73V129L72 128H67L68 126L67 125H69ZM82 124V125H81ZM93 124V125H92ZM125 124H127V125H125ZM133 124V126H131L130 127V125H132ZM136 124V125H135ZM196 124V125H195ZM239 124V125H238ZM242 124V125H241ZM255 126H254V125ZM25 125H27V126H25ZM86 125V126H85ZM104 125V126H103ZM111 125V126H110ZM118 125V126H117ZM122 125H124V126H122ZM162 126V127H159L161 130H158V128H157V126ZM166 125H169V126H166ZM189 125V126H188ZM194 125V126H193ZM202 125V126H201ZM5 126V125H4ZM32 126V128H33V131L34 130H36V128L35 127H33ZM52 126V127H53ZM83 126H85V127H83ZM100 126V127H99ZM144 126H145V128H147V129H145L144 128ZM154 126V127H153ZM173 126H175V129H174V127ZM200 126V127H199ZM213 128H212V127ZM219 126V127H218ZM222 126H223V128H222ZM230 126V127H229ZM235 126V127H236ZM240 126V127H239ZM245 126V127H244ZM248 126V127H247ZM3 127V126H2ZM7 126H5V128H6ZM9 127V126H8ZM22 127H23V129H22ZM27 127H29V128H27ZM51 127V126H50ZM62 127H66L65 129H67L68 130V132H70V134H67L66 132H63V129L64 128H62ZM95 127H96V129H95ZM109 127H111V128H113V129H109ZM115 127V128H114ZM134 129H133V128ZM143 127V128H142ZM149 127V128H148ZM209 127V128H208ZM210 127H211V130H210ZM216 127V128H215ZM229 127V129H227ZM25 128V129H24ZM59 128H61V129H59ZM77 128V129H76ZM81 128H87V129H81ZM94 129V131H93V129ZM130 128V129H129ZM190 130H189V129ZM195 128V129H194ZM196 128H200L199 130L198 129H196ZM221 128V130H218V129H220ZM244 128V129H243ZM29 131H28V130ZM54 129V130H53ZM103 129V130H102ZM119 129H120V131H119ZM158 130V131H156V130ZM178 129V130H177ZM192 129V130H191ZM194 129V130H193ZM205 129H209L208 131L211 133H209V136L210 135H212V133H213V129H214V131H217V132H219V134H218V137H219V139L220 140H224V141H221L222 142V144L224 145H221V142H218L217 140H216V142H218V144H219V146L221 145V146H223V148L225 147V144L226 145H228V146H226L224 149H225V153H224V149L221 151L220 149V147L218 148L217 146H216V148H217V151L219 150L223 155H225V156H222V154L220 155H218L217 154V152H213L214 150H215V148H214V146H215V144L216 145H218L217 143H215L214 144V142H213V144L211 143V145H210V143H209V141L210 142H212L211 140V138H210V140H209V138L207 137H205V136H203V133H206L205 131H207V130H205ZM225 129H227V131L229 132V133H231L230 135L231 136H225L226 134H228V133H226L225 135L222 133V130H224V132H226V130ZM232 129V130H231ZM240 129V130H239ZM242 129V130H241ZM258 129V130H257ZM6 130H7V132L10 130V127H9V129H1V131L0 132H4V133H0V138H2V136L1 135H6V136H8V134H6L7 132H6ZM22 130V131H21ZM25 130H27L26 132H25ZM67 130H64V131H67ZM84 130V131H83ZM88 130V131H87ZM96 130H97V132H96ZM110 130V131H109ZM134 132H133V131ZM150 130V132H148ZM163 130V131H162ZM174 130H175V132H177V134L174 132ZM185 132H184V131ZM234 130V131H233ZM57 131V132H56ZM124 131V132H123ZM147 131V132H146ZM162 131V132H161ZM180 131V132H179ZM191 131H192V133H191ZM196 131V132H195ZM203 131V132H202ZM221 131V132H220ZM236 131H240V132H236ZM261 131V132H260ZM18 132H19V134L20 133H22V135L23 136H21V135H19L18 136ZM23 132H25V135H24V133ZM30 134H32V136L33 135H35L34 136V140H33V138L31 137V138H29L30 136H28L29 135V133ZM32 132V133H31ZM37 132V133H36ZM47 132H46V134H47ZM88 132V133H87ZM95 132V133H94ZM112 132V133H111ZM114 132L116 133V134H118V133H120L119 135H117L116 136V134H114ZM126 132V133H125ZM135 134L134 136H133V133ZM161 132V133H160ZM167 132V133H166ZM186 132H188L187 134H186ZM190 132V133H189ZM198 132V133H197ZM34 133V134H33ZM58 133V134H59ZM64 133H66V134H64ZM78 133V134H77ZM80 133V134H79ZM81 133H82V135H84V136H82L81 135ZM83 133H86V136H85V134H83ZM110 133V134H109ZM125 135V137H123L122 135L123 134ZM168 133H170V135L172 136V137H169L170 135L168 134ZM179 133V134H178ZM183 134V136H182V139H179V135H180V138H181V135ZM197 133V134H196ZM201 135H200V134ZM222 133V135H220ZM26 134H28L27 136H26ZM48 134V135H49ZM59 134V135H60ZM72 134H74V135H72ZM92 134V135H91ZM94 134V135H93ZM129 134V135H128ZM148 134V135H147ZM150 134V135H149ZM154 134V135H153ZM159 134V136H157ZM166 134V135H165ZM168 134V135H167ZM188 134H190V136H188ZM207 134H208V132H207ZM207 134H204V135H207ZM217 134L214 132L213 133V135L215 136V139H217ZM233 134H234V136H233ZM235 134H236V136H237V134L239 135V136H237V140L235 139ZM244 136H242V135ZM245 134H246V136H245ZM47 135V136H48ZM58 135V136H59ZM68 135V136H67ZM77 135H78V137H77ZM99 135V136H98ZM116 137H115V136ZM121 135V136H120ZM132 135V136H131ZM178 135V136H177ZM212 135V136H213ZM12 136V137H13ZM50 136V135H49ZM48 136V137H49ZM80 136H82L83 137V139H85V140H83L82 139V137H80ZM92 136H95V138L94 137H91ZM131 136V137H130ZM137 136V137H136ZM152 136V137H151ZM154 136H156V137H154ZM174 136H175V138H174ZM197 136H199V138L197 137ZM202 136H203V138H202ZM233 136V138L235 139H233V138H231ZM241 136V137H240ZM5 137V136H4ZM70 137V138H69ZM87 137V138H86ZM109 137V138H108ZM111 137H113L111 140L112 141H108V139L110 140V138ZM128 137V138H127ZM166 137H169L168 139L166 138ZM191 137V138H190ZM196 137V138H195ZM202 139H201V138ZM211 137V136H210ZM222 137H224V138H222ZM226 137H228V138H230L229 140H232V141H229V142H227L228 140H227V138ZM6 138H8V137H6ZM13 138H15V137H13ZM26 138V139H25ZM27 138H29V139H27ZM73 138H74V140H76V141H74L73 140ZM142 138V139H141ZM144 138H146V139H144ZM174 138V139H173ZM191 140H189V139ZM207 140H206V139ZM213 138V137H212ZM222 138V139H221ZM240 138V139H239ZM246 138H248L247 139V141L245 140ZM249 138H250V140H249ZM121 139V140H120ZM127 139H129V140H127ZM160 139V140H159ZM176 139V140H175ZM194 139V140H193ZM204 139V140H203ZM214 139V138H213ZM218 139V140H219ZM254 139V140H253ZM259 139V140H258ZM2 140V139H1ZM28 140V141H27ZM120 140V141H119ZM124 140V141H123ZM162 140H163V142H162ZM167 140H170V142H168ZM195 140H196V142H195ZM202 142H201V141ZM233 140H234V142H233ZM242 140V141H241ZM261 140V141H260ZM5 141V140H4ZM6 141H7V139H6ZM34 142V144L32 143V142ZM59 141V142H58ZM60 141H62V142H60ZM71 141V142H70ZM168 143H167V142ZM193 141H194V143H193ZM198 141V142H197ZM214 141V140H213ZM238 141V145L237 144H235L236 142ZM243 141H244V143H243ZM251 141V142H250ZM3 142V141H2ZM1 142V143H2ZM19 142V143H18ZM27 142H29V143H31L33 146V148L34 149H31V148H29L31 145H29V147L28 148H23L24 146H27L28 145V143ZM79 142H80V144H79ZM86 142V143H85ZM117 142V143H116ZM164 142H166V144L164 143ZM173 142V143H172ZM205 142H207V144L208 145H210V146H212V145H214V146H212L213 148H214V150H213V148L211 149L210 148V146H208V145H206V147L204 148V146H205ZM247 144H246V143ZM23 143V144H22ZM24 143H26V144H24ZM51 143H53V142H51ZM61 143V144H60ZM83 143V144H82ZM124 143V144H123ZM133 143V144H132ZM144 143H146V144H144ZM162 143H163V145H162ZM225 143V144H224ZM228 143V144H227ZM240 143L242 144V146L240 145ZM254 143V144H253ZM37 144V143H36ZM77 144V145H76ZM91 144V145H90ZM108 144V145H107ZM118 144V145H117ZM132 144V145H131ZM159 144V145H158ZM261 144V145H260ZM23 145V146H22ZM38 145V144H37ZM40 145H42V144H40ZM53 145V146H52ZM70 145V147H68ZM240 145V146H239ZM258 145H260V146H258ZM79 146V147H78ZM109 146V147H108ZM150 146V147H149ZM198 146V147H197ZM238 146V147H237ZM245 146V147H244ZM15 147V148H16ZM53 147V148H52ZM86 147V148H85ZM89 147V148H88ZM92 147V148H91ZM101 147V148H100ZM120 147V148H119ZM171 147V148H170ZM47 148H48V150H47ZM77 148V149H76ZM115 148V149H114ZM119 148V149H118ZM148 148V149H147ZM170 148V149H169ZM227 148V149H226ZM231 150V152H230V150ZM237 148V149H236ZM242 148H244V149H242ZM257 148V149H256ZM28 149H30V153H28ZM51 149H56L57 151H61L60 152V154H55L54 152H53V150H51ZM84 149V150H83ZM93 149V150H92ZM95 149V150H94ZM105 149V150H104ZM110 149H111V151H110ZM118 149V150H117ZM121 149V150H120ZM165 149V150H166ZM182 149H183V151H182ZM204 149V150H203ZM246 149V150H245ZM80 151V152H78V151ZM83 152H82V151ZM90 152H89V151ZM117 150V151H116ZM147 150H148V152H147ZM172 152H171V151ZM201 150H202V152H201ZM205 150H208V151H206V152H204ZM212 150V151H211ZM240 152H238V151ZM246 152H245V151ZM248 150V151H247ZM249 150H250V152H249ZM25 151H27V152H25ZM70 151H73V152H70ZM117 152V153H119V154H114V152ZM164 151V150H163ZM209 151H211L212 153H209V154H207ZM219 151H218V153H219ZM45 152V151H44ZM101 152V153H100ZM106 152V153H105ZM115 152V153H116ZM152 152V153H151ZM175 152V153H174ZM229 153L228 155L229 156H227V153ZM238 152V153H237ZM16 153V154H15ZM28 153V154H27ZM35 153V154H34ZM48 153V154H47ZM52 153H54L53 155H52ZM69 153V154H68ZM112 153H113V157H112ZM135 155H134V154ZM138 153V154H137ZM164 153V152H163ZM166 153H167V150H166ZM201 153V154H200ZM243 155H242V154ZM254 153H256V154H254ZM38 154V155H37ZM47 156H46V155ZM50 154V155H49ZM63 154V155H62ZM66 154V155H65ZM78 154V155H77ZM98 154V155H97ZM109 154V155H108ZM130 154V155H129ZM189 154V155H188ZM217 154V155H216ZM240 154V155H239ZM252 154V155H251ZM2 155V153L0 152V156ZM15 155H16V157H15ZM49 155V156H48ZM54 155H55V157H54ZM59 155V156H58ZM170 155V156H169ZM172 155V156H171ZM192 155V156H191ZM194 155V156H193ZM207 155V156H206ZM233 155V156H232ZM260 155V156H259ZM7 156V158H8V155H6ZM35 156V157H34ZM37 156V157H36ZM53 156V157H52ZM60 156H62V157H60ZM68 156V157H67ZM169 156V157H168ZM195 156H196V158H195ZM219 156L221 157V160H220V158H219ZM227 156V157H226ZM245 156V157H244ZM4 157V156H3ZM2 157V158H3ZM14 157V158H13ZM28 157V158H27ZM131 157H133V158H131ZM138 159H137V158ZM201 157H203V158H201ZM225 157V158H224ZM231 157V161H230V159H226V158H230ZM233 157H234V159H236V160H234L233 159ZM238 157V158H237ZM247 157V158H246ZM253 157V158H252ZM258 157V158H257ZM6 158V157H5ZM7 158H6V160H7ZM23 158L21 159V161H20V159H18L17 158V160H10L11 161V163H10V161H9V159H8V161H7V163H8V165L7 164H4V165H6V166H9V167H11V166H15L14 168L16 169V168H18L20 165H23L24 164V162H22L23 161ZM29 160H27V159ZM35 158H36V160H35ZM67 158V159H66ZM72 158V159H71ZM86 158V159H85ZM98 158V159H97ZM103 158V159H102ZM164 158V159H165ZM194 160H193V159ZM206 158V159H205ZM208 158V159H207ZM215 158V159H214ZM223 158V159H222ZM241 159V161H239L240 159ZM245 158V159H244ZM60 159H62V160H60ZM69 159V160H68ZM88 159V160H87ZM133 159V160H132ZM136 159V160H135ZM142 159V160H141ZM165 159V160H166ZM243 159H244V161H243ZM5 160V159H4ZM56 160V161H55ZM58 160H59V162H58ZM91 160V161H90ZM238 160V161H237ZM249 160L251 161V162H249ZM260 160V161H259ZM1 161H3V159H1ZM13 161H14V165L12 164L13 163ZM54 161V162H53ZM79 161V162H78ZM82 161V162H81ZM90 161V162H89ZM113 161V162H112ZM167 161H165L166 163H168ZM194 161V162H193ZM207 163H206V162ZM211 161V162H210ZM213 161V162H212ZM248 161V162H247ZM6 162V161H5ZM17 162V167H16V165H15V163ZM19 162L21 163V164H19ZM36 162V163H35ZM106 162V163H105ZM110 164H109V163ZM116 162V163H115ZM133 162H134V164H133ZM151 162V163H150ZM155 162V163H154ZM201 162H203L202 164H201ZM209 162V163H208ZM229 162H232L231 164L229 163ZM239 162V164L238 165H236L237 163ZM244 162H246V163H244ZM259 162V163H258ZM29 163V164H30ZM55 163V164H54ZM91 163V164H90ZM147 163V164H146ZM249 165H248V164ZM32 164V163H31ZM58 164V165H57ZM68 165L69 166V168H68V166H66V165ZM81 164V165H80ZM83 164V165H82ZM90 164V165H89ZM104 164V165H103ZM146 164V165H145ZM206 164H208L209 165V167L207 168L206 167ZM211 164H212V166H211ZM227 164V165H226ZM233 164V165H232ZM253 164H255L254 166H252ZM257 164V165H256ZM261 164V165H260ZM25 165V164H24ZM37 165V167H38V164H36ZM73 165V166H72ZM76 167H75V166ZM84 165H85V167H84ZM103 165V166H102ZM108 165V166H107ZM112 165H114V166H112ZM118 165V166H117ZM142 165V164H141ZM151 165V166H150ZM155 165H157V166H155ZM203 165H205V166H203ZM228 166L227 168H228V170L225 168L226 166ZM230 165H231V167H230ZM246 166V167H244V166ZM31 166V165H30ZM33 164H32V169L31 170H33ZM42 166V164L41 165H39V167L40 168H43V166ZM65 166L67 167V168H65ZM101 166V167H100ZM116 166L118 167V168H116ZM127 166H128V168H127ZM131 166V167H130ZM145 166H147V167H145ZM211 166V167H210ZM252 166V167H251ZM62 167V168H61ZM110 167V168H109ZM120 167H121V169H120ZM133 167V168H132ZM241 167V168H240ZM250 167V168H249ZM255 167V168H254ZM103 169V171H102V169ZM109 168V169H108ZM112 168V170L111 171H109L110 169ZM131 168V169H130ZM204 168V169H203ZM209 168H210V172L209 171H207V169L209 170ZM250 170H249V169ZM253 168H254V170H253ZM20 169V167L17 169L19 172H22V173H24L25 171H22L21 169ZM49 169V170H48ZM58 171H57V170ZM80 169V170H79ZM116 169H120V170H117V171H115ZM126 169L125 170H122V172H124V171H126ZM145 169V171H147ZM198 169V170H197ZM205 169H206V171H205ZM212 169V170H211ZM224 169V170H223ZM233 169H235V170H233ZM7 170V169H6ZM17 170H15L16 172H17V178H19L20 176H19V173H18V171ZM30 170V171H31ZM44 170V171H45ZM152 170V171H151ZM196 170V171H195ZM231 170H232V172H234V173H232L231 172ZM261 170V171H260ZM30 171H29V173H30ZM68 171H70L71 173H74L77 177H75L76 178V180L74 179V184L77 186V188L79 189H77L76 190V192H69V187H67V186H69V184L71 183L70 181H72V180H70L68 177H67V175H68V173H70V172H68ZM108 172V174H107V172ZM115 171V172H114ZM226 171H228L229 173H230V176H228V178L229 177H231L232 175H233V177H234V179H233V177L232 178H230V181H227V180H229L228 178H227V172ZM239 171V172H238ZM252 171H254V173H256V175H254V173L252 172ZM112 172H114V173H112ZM149 172L147 173V174H149ZM203 172H205V173H203ZM245 172V173H244ZM250 172L252 173V174H250ZM22 173H21V175H22ZM26 174L28 173L27 171L25 172ZM99 173V174H98ZM118 173V174H117ZM120 173V174H119ZM133 173V172H132ZM208 175H207V174ZM213 173V174H212ZM228 173V174H229ZM240 173V174H239ZM248 173V174H247ZM257 173H258V176H260V177H258L257 176ZM259 173H261V174H259ZM102 174V175H101ZM104 174V175H103ZM105 174H107V175H105ZM114 174V175H113ZM157 174L158 175H161V171L160 170H157ZM157 174H155L154 176H158ZM185 176H184V175ZM220 174V175H219ZM226 174V177L224 176ZM232 174V175H231ZM243 174V175H242ZM1 175V174H0ZM119 177H118V176ZM132 175V174H131ZM200 175V176H199ZM238 176V178H237V176ZM249 175H251V176H253V178H255L256 180L257 179H259V184H260V186H259V184L258 183H255L254 181L252 182L251 180H249V178H251V176L249 177ZM247 176V177H246ZM255 176V177H254ZM1 177V179H2V176H0ZM65 177V178H64ZM94 177H96V178H94ZM211 177V178H210ZM245 178V179H247V181L245 180V179H243V178ZM116 178V179H117ZM206 178H208V179H206ZM223 178H224V180H223ZM242 178V179H241ZM252 178V180H254ZM69 179V180H68ZM95 179H97L96 181H94ZM115 179V180H116ZM133 179H135V178H133ZM205 179H206V181L207 182H205ZM227 179V180H226ZM236 179V180H235ZM238 179H240V180H238ZM94 182H93V181ZM100 180H102V181H100ZM115 180H113V181H115ZM246 181V182H244V181ZM255 180V181H256ZM68 181V182H67ZM106 181V182H105ZM211 181V182H210ZM221 181H223V183H224V181L226 182L227 181V183H224V185L223 186H225L224 188H226V187H228L227 185H229L228 183L230 182V187L228 188V189H230L231 190V192H227L228 191V189H227V191H225L226 189H224L223 191H225L227 194H224V196L225 197H223V191H222V189H221V187H223V186H221L223 183H221ZM232 181H234V182H232ZM239 183H238V182ZM244 182V183H241V182ZM70 182V183H69ZM90 184H89V183ZM97 182V183H96ZM105 182V183H104ZM189 182V183H188ZM204 184H203V183ZM235 182H237L236 184H235ZM257 182V181H256ZM7 183V182H6ZM15 183H17V182H15ZM65 183V184H64ZM67 183V184H66ZM69 183V184H68ZM186 183H188L187 185H186ZM193 183V184H192ZM206 183H207V185H206ZM218 184V186H217V184ZM246 183H248V184H246ZM253 183L255 184V186L253 185ZM262 183V184H261ZM209 184V185H208ZM215 187V188H208L209 190H207V186L208 187H213L212 185ZM241 184V187L242 188H244V186H245V190H244V192H242V190L243 189H241V188H238V187H240L239 185ZM244 184H246V185H244ZM258 185V188H259V190L257 189V188H254V187H256L257 185ZM5 185V184H4ZM3 185V186H4ZM7 185V184H6ZM5 185V186H6ZM8 185H9V187L11 186L10 185V183H8ZM54 185V186H55ZM65 185V186H64ZM113 185H115V186H113ZM244 185V186H243ZM62 186V187H61ZM90 186V187H89ZM187 186V187H186ZM193 186V187H192ZM203 186V187H202ZM238 186V187H237ZM248 186H249V189H250V187L252 188L251 190H247V188H248ZM96 187V188H95ZM101 187V188H100ZM176 187H178V188H176ZM192 187V188H191ZM8 188V187H7ZM6 188V189H7ZM60 188V189H59ZM66 188H68L67 190H64V189H66ZM89 188V189H88ZM94 188V189H93ZM104 188H105V191H104ZM175 188V189H174ZM206 188V189H205ZM234 189L233 190V193H234V195H232L233 193H232V189ZM57 189V188H56ZM90 189H91V191H90ZM96 189V190H95ZM101 189V190H100ZM114 189V190H113ZM191 189V190H190ZM213 189L214 191L212 192L211 190ZM221 189V190H220ZM239 189H241V190H239ZM7 190H9V188L7 189ZM62 190H64V191H62L63 193H61V191ZM215 190H216V192L218 193H216L215 192ZM220 190V191H219ZM229 190V191H230ZM93 191V192H92ZM96 191V193H94ZM99 191V192H98ZM188 191V192H187ZM241 191V192H240ZM249 191V192H248ZM258 191H259V194L260 195H257V193H258ZM35 192V191H34ZM65 192V193H64ZM101 192V193H100ZM191 192H192V194H191ZM209 194H208V193ZM222 192V194H220ZM241 194H240V193ZM251 192V193H250ZM253 192V193H252ZM254 192H257V193H254ZM138 194H137V196L136 197H138L139 196V192H137ZM202 193V194H201ZM214 196H212L211 194ZM216 193V194H215ZM243 193V194H242ZM67 194V195H66ZM100 194V196H98ZM206 194H208L207 196H208V198H205V196H206ZM250 194H255L256 196H248V195H250ZM188 195H189V197H188ZM193 195H194V197H195V195H196V197L194 198L193 197ZM202 195H205L204 197H202ZM211 195V196H210ZM221 197H220V196ZM261 195H262V197H261ZM0 196L2 197V195H1V193H0ZM105 196V197H104ZM199 198H198V197ZM247 196V197H246ZM258 196V197H257ZM260 196V197H259ZM96 197V198H95ZM209 197H210V199H209ZM212 197H213V199H214V201H213V203L215 204H213L211 201L213 200L212 199ZM219 197V198H218ZM223 197V198H222ZM228 197V198H227ZM238 197V198H237ZM245 197H246V200H247V198L249 197V198H251L252 200L251 201H249L248 200V202L245 200ZM41 200H40V199ZM43 198V199H42ZM174 198V199H173ZM191 198V199H190ZM195 199V201H194V199ZM202 198H204V199H202ZM230 198V199H229ZM236 198V199H235ZM177 199V200H176ZM206 199L208 200V201H206ZM219 199V200H218ZM227 199V200H226ZM255 199H257V200H259V201H254ZM36 200H38V204L39 205H44L45 206V203L46 204H48L49 202V200H50V198H49V194H47V196H46V194L45 195H41V197L40 196H37V198H36ZM118 199H115L114 200V202H112L113 204L115 203V201H116V203L118 202V204H116L115 203V205H111V211L108 209V211H110V213H111V216L114 218V220H115V223H116V225L117 226H119V225H121V224H123V223H125V222H127V220L128 221H130V218H129V215H127L128 213L127 212H125V210L127 209V206H126V202L125 201H120V200H118ZM164 200V203L162 202ZM198 202H197V201ZM215 200H217V202L215 201ZM234 200V201H233ZM245 202H244V201ZM70 201V202H69ZM205 201V202H204ZM219 201V202H218ZM229 201V202H228ZM238 201V202H237ZM252 201H254L253 203L255 204V202H256V204L254 205L253 203H252ZM37 202V201H36ZM165 202H166V204H165ZM220 202H222V203H220ZM226 202V203H225ZM233 202V203H232ZM259 202V203H258ZM206 205H205V204ZM209 205H208V204ZM218 203V204H217ZM231 203H232V205H231ZM235 203H238L239 204V208L238 207H236V206H238V204L236 205ZM244 203H246V205H249L250 203L252 204V205H249V206H246ZM259 205H258V204ZM175 204V205H174ZM211 204V205H210ZM219 206V205H221V206H217V205ZM240 204H241V207H240ZM261 204V205H260ZM213 205V206H212ZM223 205V206H222ZM226 207H225V206ZM236 205V206H235ZM242 205H245V207L244 206H242ZM256 205H257V207H256ZM101 206V205H100ZM99 206V207H100ZM105 206V205H104ZM113 206H116L115 208L113 207ZM168 206V207H167ZM177 206V207H176ZM196 206V207H195ZM200 206V207H199ZM216 206V207H215ZM251 206V207H250ZM252 206L254 207V208H252ZM260 206V207H259ZM66 207H67V209H66ZM103 206H101V209L99 210V212H107L108 213V211H107V209L106 208H102ZM106 207V206H105ZM212 207V208H211ZM215 207V208H214ZM224 207V208H223ZM232 207H233V209H232ZM242 207H244V208H242ZM258 209H256V208ZM169 208V209H168ZM174 210V212L172 211V209ZM195 208H196V210H195ZM223 208V209H222ZM225 208H227V209H225ZM240 208H242V210L240 209ZM246 208V209H245ZM248 208V209H247ZM249 208H250V212H252L251 210H253V212H255L254 214H253V212L250 214L249 212H248V210H249ZM252 208V209H251ZM262 208V209H261ZM82 209V210H81ZM115 209V210H114ZM214 209H218L217 211L219 212V214H218V212L216 211L215 212V210ZM225 209V210H224ZM238 209H239V211H238ZM256 209V210H255ZM69 211V212H66V211ZM212 210V211H211ZM245 210V211H244ZM247 210V211H246ZM255 210V211H254ZM49 211V210H48ZM92 211V212H93ZM208 211V212H207ZM227 211V212H226ZM241 211V212H240ZM243 211V212H242ZM262 211V213H260ZM91 212V213H92ZM96 212H94V214L96 213ZM175 212L178 214L177 216L175 215ZM224 212V213H223ZM234 212V218L236 219V221H235V219L234 218H232L233 217V215H232V213ZM238 212V213H237ZM41 213H43V212H41ZM45 213V212H44ZM48 213V212H47ZM68 213V214H67ZM105 213H103V214H105ZM106 213V214H107ZM166 213H168V214H166ZM198 213V214H197ZM206 214V215H204V214ZM215 214L214 216H212L213 214ZM217 213V214H216ZM226 213H228V214H226ZM257 213V214H256ZM31 214H32V212H31ZM40 213H38V212H33V214H32V216H27V214H26V219L28 218L29 220H25L24 221V223L27 221V224L26 225H28V223H30V222H32L31 220L33 219V220H35V221H37V219L39 218V215ZM49 214V213H48ZM84 214V215H83ZM93 214V213H92ZM225 214V215H224ZM36 215V216H35ZM167 215V216H166ZM188 215V216H187ZM203 215H204V217H203ZM208 215H209V217H208ZM236 215H237V217H236ZM248 215V216H247ZM250 215H251V217H250ZM255 215H257V218H255ZM259 215H261L260 217H259ZM47 216H49L50 217V215H47ZM47 216H44V217H47ZM69 216V217H68ZM187 216V217H186ZM215 216H216V219H215ZM219 216V217H218ZM224 216V218H222ZM241 216V217H240ZM111 217V218H112ZM208 219H210V217H213L214 218V223L213 222H211L212 220L211 219H213V218H211L210 220H208ZM231 218L232 219V221H231V219H229V218ZM58 218V215H56V217L54 216V219H56L55 221H57V223H59L60 221H61V219H57ZM74 218V219H73ZM112 218V219H113ZM163 218V219H162ZM176 218H178V219H176ZM206 219V220H204V219ZM218 218V219H217ZM241 218H243V219H241ZM250 218H252V220L253 221H251L250 220V222H249V219ZM0 219H2V222L3 221H5V220H7V219H5V216H1L0 217ZM5 219V220H4ZM31 219V220H30ZM73 221H72V220ZM85 219V220H84ZM126 221H125V220ZM171 219H172V221H171ZM181 219H182V221H181ZM221 220V221H218V220ZM229 219V220H228ZM248 220V221H246V220ZM256 219V220H255ZM261 219V218H260ZM24 220V219H23ZM60 220V221H59ZM63 220V219H62ZM71 222H70V221ZM125 222H124V221ZM185 220H188L187 222L185 221ZM190 220V221H189ZM215 220H217V221H215ZM225 220V221H224ZM244 222H243V221ZM255 220V221H254ZM30 221V222H29ZM90 221H92V222H90ZM162 221H164V222H162ZM177 221L178 222H181L180 223V225H182V223H183V228H182V226H176V224L177 225H179L178 223H177ZM206 221H208V223L206 222ZM227 221V222H226ZM1 221H0V223H2ZM62 222V221H61ZM60 222V223H61ZM74 222V223H73ZM87 222H89V224L87 223ZM174 222V223H173ZM220 222H221V224H220ZM229 222V223H228ZM247 224H246V223ZM259 222H260V220H259ZM5 223V222H4ZM24 223H22V226L24 225ZM184 223H187V224H184ZM212 223V224H211ZM232 225H234V226H232ZM243 223H244V226H242L243 225ZM31 225H32V223H30ZM76 224V225H75ZM88 224V225H87ZM172 224V225H171ZM192 224H193V226H192ZM196 224V225H195ZM206 224H207V226H206ZM228 224V225H227ZM250 224V225H249ZM259 224V225H258ZM25 225V227H27ZM0 226H2V229L3 228H5L6 226H7V222H6V225L4 224V225H2V224H0ZM85 226V227H84ZM185 226H186V228H185ZM212 226V227H211ZM221 226V227H220ZM229 226V227H228ZM231 226V227H230ZM242 226V227H241ZM259 226V228H258V230H257V227ZM8 227V226H7ZM6 227V228H7ZM25 227H24V230H23V227H22V229L21 230H23V232H22V235H24L23 237H22V235H21V237L24 239V240H28V238H31V236H32V227L31 226H29V227H27L26 229H25ZM120 227V226H119ZM188 227V228H187ZM206 227V228H205ZM210 227V228H209ZM224 227V228H223ZM227 227V228H226ZM239 227H240V229L242 230H240L239 229ZM261 227V228H260ZM1 228V227H0ZM168 228V229H167ZM202 228V229H201ZM208 228V229H207ZM221 228V229H220ZM232 228V229H231ZM242 228H244V229H242ZM248 228V229H247ZM2 229H0L1 230V233H0V235L1 236H3V231H2ZM75 229H76V231H75ZM175 229V228H174ZM183 229V230H182ZM198 229H199V232H198ZM205 229V230H204ZM207 229V230H206ZM222 229H224V230H222ZM225 229H227V231H225ZM234 229V230H233ZM3 230H5V229H3ZM87 230V231H86ZM93 230V231H92ZM99 230V231H98ZM230 230H232V232H229ZM239 230V231H238ZM247 230H248V232H247ZM262 230V231H261ZM7 231H8V229H7ZM6 230H5V233L7 232ZM24 231H25V233H24ZM212 231V232H211ZM224 231V232H223ZM256 231H257V233H256ZM97 232V233H96ZM100 232V233H99ZM209 232H210V234H211V238L209 237ZM240 232V233H239ZM246 232V233H245ZM213 233V234H212ZM226 233V235H224V234ZM233 233H234V235H233ZM239 233V234H238ZM98 234V235H97ZM209 234V235H208ZM222 234V235H221ZM241 234H243V235H241ZM91 235V236H90ZM95 235V236H94ZM103 235V236H102ZM204 235V236H203ZM206 235H208V236H206ZM228 235V236H227ZM0 236V246H2V243H1V239H2V237ZM84 236V237H83ZM99 236V237H98ZM213 236H215V237H213ZM248 238H246V237ZM256 236V237H255ZM49 237V238H50ZM77 237V238H76ZM97 237V238H96ZM206 237V238H205ZM207 237H209L208 239H207ZM241 237H243V238H241ZM253 237H254V239H253ZM184 238V239H183ZM224 238V239H223ZM259 238V239H258ZM72 239V240H73ZM101 239V240H100ZM182 239V240H181ZM207 239V240H206ZM220 239V240H219ZM222 239V240H221ZM57 240V241H56ZM86 240V241H85ZM88 240H90V241H88ZM92 240V241H91ZM184 240V241H183ZM242 240V241H241ZM259 240V241H258ZM260 240H261V242H260ZM198 241V242H197ZM217 241V242H216ZM239 241V242H238ZM250 241V242H249ZM76 243L75 245H72L73 247H71V243ZM93 242V243H92ZM95 242V243H94ZM104 242H105V245H104ZM109 243L108 244V246H107V243ZM201 242V243H200ZM206 242H208V243H206ZM221 242V243H220ZM246 242L247 243H249L248 244V246H245L246 245ZM72 243V244H73ZM79 243V244H78ZM91 243V244H90ZM97 243V244H96ZM232 243V244H231ZM262 243V244H261ZM203 244V245H202ZM209 244V245H208ZM212 244H214V247H213V245ZM232 246H231V245ZM235 244V245H234ZM91 245H96V246H98V249L97 248H95L94 246H91ZM101 245V246H100ZM205 245V246H204ZM207 245V246H206ZM229 245V246H228ZM74 246H76L75 248H74ZM217 246V247H216ZM236 246V247H235ZM244 246V249L242 248ZM258 246V247H257ZM91 247H94V248H91ZM101 247H103L104 248V250L101 248ZM203 247V248H202ZM209 247V248H208ZM219 247V248H218ZM234 247V249H232V248ZM247 247V248H246ZM248 247H250V248H248ZM80 248V247H79ZM90 248L92 249V250H90ZM113 248V249H112ZM218 248V250H216V249ZM262 248V249H261ZM94 249H95V252H93L94 251ZM100 249V250H99ZM212 249H214V250H212ZM233 250V251H230V250ZM243 249V250H242ZM248 249V250H247ZM251 249V250H250ZM0 250H2V248L0 249ZM87 250H89L88 252H87ZM99 250V251H98ZM115 251L116 250V252L114 253V252H112V251ZM203 250V251H202ZM212 250V251H211ZM241 250H242V252H241ZM246 250V251H245ZM257 250V251H256ZM197 251H199V252H197ZM201 251V252H200ZM211 251V252H210ZM237 251V252H236ZM262 251V252H261ZM71 252H73V253H71ZM110 252H112L110 255H109V253ZM209 252V253H208ZM215 252V253H214ZM218 252V253H217ZM228 252V253H227ZM235 252V253H234ZM240 252V253H239ZM257 252V253H256ZM87 253V254H86ZM201 253V254H200ZM203 253V254H202ZM224 253H225V255H224ZM251 253H252V256H251ZM71 254V255H70ZM224 256H223V255ZM234 254V255H233ZM235 254H237V255H235ZM241 254V255H240ZM260 254V255H259ZM114 255V256H113ZM117 255H119V256H117ZM139 255L141 256V255H143V254H140V252H139ZM182 255V256H181ZM184 255V256H183ZM203 255V256H202ZM222 255V256H221ZM230 255V257H228V256ZM255 255V256H254ZM258 255V256H257ZM105 256V257H104ZM108 256V257H107ZM221 256V257H220ZM239 256V257H238ZM106 257H107V259H106ZM109 257H110V259H109ZM213 257V258H212ZM216 257V258H215ZM224 257V258H223ZM253 257V258H252ZM72 258H74V259H72ZM105 259V261H104V259ZM181 258V259H180ZM187 258H189V259H187ZM228 258V259H227ZM232 258V259H231ZM235 258H236V260H235ZM69 259H71L70 260V262H69ZM98 259V260H97ZM192 259V260H191ZM225 259V260H224ZM227 259V260H226ZM230 259H231V262H230ZM238 259V260H237ZM254 259V260H253ZM258 259V260H257ZM94 260V261H93ZM115 260H117V261H115ZM179 260V261H178ZM187 260V261H186ZM212 260H214L213 262H212ZM233 260H235L234 262H233ZM240 260V261H239ZM91 261V262H90ZM95 261H97V262H95ZM177 261V262H176ZM186 261V262H185ZM192 261V262H191ZM229 261V262H228ZM239 261V262H238ZM259 263H258V262ZM77 262V263H76ZM104 262V263H103ZM106 262V263H105ZM126 262V263H125ZM252 262V263H251ZM159 264L158 262L156 263L155 261H150V262H148L147 264ZM82 264V263H81ZM161 264V263H160Z\"/></svg>",
    "mask_w": 264,
    "mask_h": 264
},
{
    "label": "bare ground",
    "instance_id": "bare-ground-1",
    "mask_svg": "<svg viewBox=\"0 0 264 264\" xmlns=\"http://www.w3.org/2000/svg\"><path fill=\"white\" fill-rule=\"evenodd\" d=\"M25 1V0H24ZM30 1V0H29ZM29 1L27 0L26 1V5L25 6H28L29 5V7L31 8L32 7V9H33V11H32V9L30 10V13H32V12H37L36 10H39L41 13H42V11H44L43 9H44V7L42 8V5L44 6V4L46 5V4H49L50 2H49V0H48V2H47V0H39V1H37L36 3H39L40 2V4H36L35 6V8H33L34 7V4H32L31 2H30V4H28L29 3ZM32 1V0H31ZM56 1V0H55ZM58 1H60V0H58ZM58 1H56V2H58ZM71 0H66V2L69 4L70 3V6L72 7V8H70V6L69 5H67L69 8H68V10H64V9H62L63 11L61 12V10H59L60 11V14L57 12V13H55V11H54V7L55 6H52L53 8H51V9H53V10H51V11H54V13L56 14L55 15V17H54V14H53V16H52V14H50L49 13V11H50V9H48V5H46L45 6V12H46V10H47V12L48 13H45V12H43L42 14H44V16L42 15L41 17H45V16H47V17H52V18H54V22L55 23H57V24H60V26L61 25H64V27H68L67 29L68 30H73V32H75L74 30H78V27L80 28L83 24V22H86V19H87V22H88V24H90L91 22H92V19H91V21H90V23H89V21L88 20H90V18H91V15L89 16V18H88V15H87V13L86 12H88L90 9H93L92 7H90L92 4H91V2L92 1H95V0H90L91 2H90V9L88 10H83V9H86V8H83V5H84V3H82L84 0H75L74 2L75 3H73L72 5H71V3H72V1L70 2ZM85 1H87V0H85ZM89 1V0H88ZM101 1H105V0H101ZM101 1L99 0V1H95L97 4L96 5H100V6H102L103 5V2H102V5H101ZM107 1V2H106ZM105 2H106V4L107 5H109V4H111L110 2L111 1H109V0H106ZM112 1H114V0H112ZM122 2L123 4H122V6L123 5H126L127 7H128V3H127V0H119V2ZM139 1V0H138ZM142 1V0H141ZM146 2H148L149 3V0H145ZM156 1V0H155ZM159 1V0H158ZM177 1H179V0H174L173 1V4L174 3H176ZM183 1V0H182ZM181 1V2H182ZM214 2L213 3H215V6H216V1L217 2H219L218 0H213ZM16 2V1H15ZM33 2H34V0H33ZM47 2V3H46ZM63 2L64 3H66L65 2V0H63V1H61V5L60 4H58V7H60V6H64V4H63ZM98 2H100L99 4H98ZM105 2H104V5L103 6H105ZM117 3H118V1H116ZM116 2H114V3H116ZM144 2V1H143ZM161 2H162V4H165L167 1H165V3H164V1L162 0H160L159 2H158V5H161ZM168 2H170L169 0H168ZM210 2H212V0L210 1V0H191V4H192V7H193V9H195V10H199V8L197 9V7L195 8L194 6H198V7H202V9H203V7H204V5L206 6V4H208V3H210ZM221 2V1H220ZM3 3H4V1H3ZM17 3V2H16ZM35 3V2H34ZM54 3V2H53ZM59 3V2H58ZM87 2H85V4H86ZM109 3V4H108ZM113 2H112V4H114ZM151 3H154V2H151ZM157 2H155V4H156ZM231 3V2H230ZM244 3V2H243ZM21 4H22V2H21ZM25 3H23L22 4V6L24 5ZM42 4V5H41ZM57 4V3H56ZM75 4V5H74ZM88 4V3H87ZM155 4H153V5H155ZM170 4H172V0H171V3ZM173 4H172V6H173ZM176 4H178V3H176ZM212 3H210V5H211ZM218 4V3H217ZM220 4L222 5V3H219L218 4V6H220ZM17 5H19V4H17ZM30 5H33V6H30ZM41 5V7H39ZM50 5V4H49ZM95 4H93V6H96ZM117 5V4H116ZM115 5V6H116ZM119 6H120V4H118ZM157 5V4H156ZM175 5V4H174ZM6 6V5H5ZM8 6V5H7ZM20 7L21 9L22 8H24L25 9V6L24 7ZM88 6V5H87ZM102 6V7H103ZM111 5H109L108 6V8L110 7ZM114 6V5H113ZM143 6V5H142ZM146 6L148 7V4H146ZM163 6H171V5H163ZM162 6V7H163ZM208 6V5H207ZM217 6V7H218ZM231 6V5H230ZM258 6V5H257ZM19 7V6H18ZM17 7V8H18ZM28 7V8H29ZM97 7V6H96ZM112 7V6H111ZM110 7V8H111ZM123 7H125V6H123ZM123 7H119V8H123ZM127 7H125V8H127ZM146 7V8H147ZM153 7V6H152ZM156 7V6H155ZM201 7H200V9H201ZM222 7V6H221ZM2 8V7H1ZM0 8V9H1ZM4 8V7H3ZM20 8H18V10L20 9ZM28 8L26 7V9H27V11H26V9H25V11L26 12H24L23 10V12H24V14H26L27 12H28ZM29 8V9H30ZM37 8H39V9H37ZM40 8H42L41 10H40ZM56 8V7H55ZM105 8H106V6H105ZM125 8H123V9H125ZM129 8V7H128ZM140 8V7H139ZM143 8V7H142ZM149 8V7H148ZM158 8V7H157ZM175 8V7H174ZM178 8V7H177ZM208 8H209V6H208ZM218 8H220V7H218ZM217 8V9H218ZM4 9H6V8H4ZM10 9V8H9ZM13 9V8H12ZM15 9H16V7H15ZM20 9V10H21ZM34 9H35V11H34ZM59 9V8H58ZM60 9H61V7H60ZM115 9V8H114ZM117 9V8H116ZM130 9H131V7H130ZM132 9H134L133 8V6H132ZM137 8H135L134 10H136ZM151 9V8H150ZM155 9V8H154ZM163 9V8H162ZM214 9V8H213ZM3 10V9H2ZM17 10V9H16ZM15 10V11H16ZM49 10V11H48ZM56 10V9H55ZM120 10V9H119ZM119 10H118V12H119ZM128 9H126V11H127ZM134 10H133V12H134ZM4 11V10H3ZM8 11V10H7ZM9 11H13V10H9ZM8 11V12H9ZM21 11V12H22ZM38 11V12H39ZM50 11V12H51ZM104 11V10H103ZM108 11L110 12V9H108ZM108 11L106 10L104 13H108ZM126 11H120V12H122L123 14H121V15H124V13L126 12ZM131 11V10H130ZM140 11V10H139ZM216 11H218V10H216ZM220 11V10H219ZM233 11V10H232ZM2 12V11H1ZM8 12H6L5 14L7 15V16H9V14H8ZM14 12V11H13ZM13 12H11L12 14H13ZM112 13H113V11H111ZM111 12H110V14H111ZM115 12V11H114ZM118 12H116L117 13V15L119 14L120 15V13H118ZM127 12H129V11H127ZM136 12V11H135ZM144 12V11H143ZM214 12V11H213ZM222 12V11H221ZM220 12V13H221ZM10 13V12H9ZM10 13V16H12L13 17V15ZM29 13V14H30ZM52 13V12H51ZM89 13H90V11H89ZM116 13L114 14L115 15V18H118V17H116ZM130 13V12H129ZM141 13V12H140ZM215 13V12H214ZM219 13V14H220ZM5 14H3V19L4 18H6V16H5ZM33 14V13H32ZM36 14L37 13H35V14H33V19H32V17H31V19L33 20V22L30 20V18L28 19V17L29 16H31V15H28V16H20V18L22 17V18H27V19H23V21L25 22V24L27 25V23L29 22L30 23V21H31V24H30V26H32V30H33V27L35 26V25H33L34 23H35V19H37V21H38V18H41L40 17V13L39 14H37L38 16L36 17ZM47 14V15H46ZM49 14V15H48ZM57 14H59V15H57ZM109 14V13H108ZM142 14H144V13H142ZM225 14H227V13H223V14H220L219 16V19L220 18H223L224 16L223 15H225ZM244 14V13H243ZM16 12H15V14H14V17L12 18V17H7V18H9V19H14L15 20V17H16ZM51 15V16H50ZM125 15H127V13L125 14ZM136 16L134 17V15H133V17H134V19L136 18V17H138L139 19L142 17H140V15H139V13L138 14H135ZM207 15V14H206ZM205 15V16H206ZM102 16L103 17H105V18H107V16L106 15H103L102 14ZM127 16H129V14L127 15ZM200 16V15H199ZM214 16V15H213ZM223 16V17H222ZM253 16V15H252ZM17 17H18V15H17ZM16 17V18H17ZM46 17V19L45 18H43L44 20L42 21V22H40V20L38 21L39 23H42V25H43V23H45L46 22V20L47 21H49L50 22V19H52V18H47ZM103 17H102V20L103 21H105L104 19H103ZM110 17V16H109ZM122 17V16H121ZM129 17H132V14H131V16H129ZM162 17V16H161ZM217 17V16H216ZM229 17V16H228ZM227 16H226V18H228ZM237 17V16H236ZM255 17V16H254ZM5 19V20H8V19ZM19 18V17H18ZM56 18V19H55ZM166 18V17H165ZM198 18V17H197ZM213 18V17H212ZM11 19V21L9 22V21H7V22H9V23H12V20ZM94 19V18H93ZM108 19V21H109V18H107ZM106 19V20H107ZM112 19V18H111ZM128 19V18H127ZM132 19V18H131ZM137 19V18H136ZM162 19H164V18H162ZM1 20V19H0ZM4 20V21H5ZM17 20H20V19H16V21ZM22 20V19H21ZM26 20H29L27 23H26ZM41 20H42V18H41ZM125 20H126V18H125ZM130 20V19H129ZM165 20V19H164ZM202 20H204V19H202ZM206 20V19H205ZM212 20V19H211ZM215 21H216V18L214 19ZM221 20H223V19H221ZM241 20V19H240ZM248 20V19H247ZM256 20V19H255ZM36 21V22H37ZM45 21V22H44ZM107 21V22H108ZM112 21H115V19L114 20H112ZM122 21V20H121ZM132 21V20H131ZM140 21V20H139ZM149 21V20H148ZM196 21V20H195ZM254 21V20H253ZM258 21V20H257ZM1 22H2V20H1ZM23 22V23H24ZM37 22V24H36V26L38 27L39 25H41V24H39ZM49 22H46L47 23V27H48V29H49V27L51 28V22L49 23ZM162 22V21H161ZM168 22V21H167ZM176 22V21H175ZM191 22V21H190ZM213 22V21H212ZM220 22V21H219ZM6 23V22H5ZM4 23V24H5ZM17 23H19V26H18V24ZM17 23H15L16 25H14L15 26V29L17 30V29H20V28H23L22 26H20V24L22 25V23H21V21L20 22H17ZM45 23V24H46ZM55 23H53L52 22V24L54 25ZM115 23V22H114ZM113 23V24H114ZM131 23V22H130ZM130 23H128V24H130ZM195 23V22H194ZM197 23H200V21L199 22H197L196 21V25H198ZM209 23H211V22H209ZM249 23V22H248ZM259 23V22H258ZM8 24V23H7ZM7 24H6V28H8V29H6L5 28V33H6V31L8 30L9 31V29H10V31H9V33L8 34H5V36L7 35V37L6 38H8L9 36V34H10V43L12 42V40L14 39V37L16 36V33L17 32H13V30L15 31V29L14 28H11V26H13V24H14V21H13V23H12V25H10V28H9V25H8V27H7ZM25 24H23V26L25 25ZM50 24V25H49ZM84 24H86V23H84ZM103 24V23H102ZM105 24H106V22H105ZM116 24V23H115ZM163 24H164V22H163ZM178 24V23H177ZM254 24H255V22H254ZM0 25H2V24H0ZM41 25V26H42ZM118 25V24H117ZM117 25H115V26H117ZM124 25V24H123ZM149 25V24H148ZM169 25H170V23H169ZM184 25V24H183ZM193 25H195V24H193ZM209 25V24H208ZM245 25V24H244ZM247 25V24H246ZM245 25V26H246ZM249 25V24H248ZM262 25V24H261ZM18 26V28H16ZM29 26V27H30ZM46 25H44V26H42V27H45ZM96 26V25H95ZM108 26V25H107ZM110 26V25H109ZM143 26V25H142ZM153 26V25H152ZM228 26V25H227ZM226 25H222L221 24V26L219 27V29H218V31L219 32H221L220 34H219V32L217 31L216 32V30L214 31L215 33H217V34H219L220 35V37H219V35H217V34H215V36L217 35V39L215 38V37H213L215 40H212V41H215V42H213V45H211V46H209L208 44H207V42H209V41H205V37H203V43H204V47L203 48H207V49H205V50H203V52H204V54H205V52L209 55V59L211 58V57H217V59H222V58H228L229 56V54L231 53V51L233 52V50H235V52H236V49L238 50L237 52H239L240 51V54H243V53H241V50L239 49L240 47H239V45L238 44H236L235 45V41H234V38L232 39L231 38V36H230V38L228 37L229 35H230V32H228L229 30L227 29L228 27H230V26H228L227 27ZM257 26V25H256ZM260 26V25H259ZM25 28L27 27V26H24ZM37 27H35L34 29L37 31H35V30H33V32L34 33H36L37 35H38V37L37 38H41V36H42V34L43 33H45L46 32V34L48 33V32H51V34L53 35V32L51 31L52 29H50V31H46L47 29H46V27L44 28L45 30V32L44 31H42L43 33L41 34V30L39 29V28H37ZM53 27V26H52ZM64 27L62 26L61 28H63L64 29ZM77 27V28H76ZM83 27H85V26H83ZM83 27H81V28H83ZM92 27V26H91ZM90 27V28H91ZM120 28V32H121V26H119ZM132 27V26H131ZM185 27V26H184ZM212 27H213V25H212ZM215 27V26H214ZM258 27V26H257ZM25 28L23 29V30H25ZM28 28V27H27ZM38 30H37V29ZM57 28V27H56ZM56 28H54V30H56ZM87 28V27H86ZM86 28H83V30L84 29H86ZM133 28V27H132ZM159 28V27H158ZM182 28V27H181ZM196 28V27H195ZM215 28H217V25H216V27ZM224 28V29H223ZM225 28L228 30L227 31V37H228V39L229 40H227V37H225L226 38V43H225V39L223 38L224 37V35H225ZM233 28V27H232ZM254 28H255V26H254ZM260 28V27H259ZM94 29V28H93ZM98 29V28H97ZM131 29V28H130ZM150 30L152 29V28H149ZM176 29V28H175ZM196 29H198V28H196ZM208 29V28H207ZM214 29V28H213ZM223 29V30H222ZM248 29V28H247ZM249 29H250V26H249ZM252 29V28H251ZM256 29V28H255ZM1 30V29H0ZM2 30H3V28H2ZM11 30H12V32H11ZM27 30V29H26ZM59 30V29H58ZM58 30H57V32H58ZM61 30V29H60ZM94 30H96V29H94ZM115 30H117V27H116V29ZM140 30V29H139ZM148 30V29H147ZM154 30V29H153ZM152 30V31H153ZM162 30H164V28L162 29ZM161 30V31H162ZM188 30H189V28H188ZM210 30H212V29H210ZM209 30V31H210ZM220 30H222V31H220ZM232 30V29H231ZM3 31V32H4ZM7 31V32H8ZM22 31V29H20V32ZM64 31V30H63ZM101 31H103V30H101ZM100 31V32H101ZM128 31V30H127ZM130 31H132V30H130ZM158 31H159V29H158ZM182 31V30H181ZM181 31H180V34H181ZM183 31H184V29H183ZM183 31H182V33H183ZM235 31V30H234ZM250 31V30H249ZM252 31V30H251ZM254 31V30H253ZM18 32H19V30H18ZM56 31H54V34L56 33V34H61L62 33V30H61V33H60V31L57 33ZM73 32H70V33H73ZM124 32V31H123ZM122 32V33H123ZM132 32H135V31H132ZM168 32V31H167ZM166 32V33H167ZM171 32V31H170ZM195 32H197V31H195ZM255 32H256V30H255ZM64 33H65V31H64ZM63 33V34H64ZM68 33V38H69V31L68 32H66L65 34H67ZM81 33H83V32H81ZM119 33V32H118ZM126 33H128V32H126ZM140 33V32H139ZM153 33V32H152ZM224 35H223V34ZM231 33H232V31H231ZM18 34V33H17ZM21 34V33H20ZM18 35V36H21V35ZM40 34H41V36H40ZM46 34H43V36L42 37H44V36H49L50 37V33H48V35H46ZM56 34H55V38H56ZM64 34V37L66 36ZM87 34H89V30H88V33ZM91 34H94V33H92V31H91V33H90V35ZM104 34V33H103ZM102 34V35H103ZM125 34V33H124ZM142 34V33H141ZM146 34V33H145ZM154 34H155V32H154ZM160 34V33H159ZM159 34H157V36L159 37ZM179 34V35H180ZM195 34V33H194ZM199 34V33H198ZM229 34V35H228ZM235 34V33H234ZM240 33H238V35H239ZM2 35V36H1ZM1 37H3V34L1 33ZM31 35H32V33H31ZM35 35V34H34ZM36 35V36H37ZM58 35H57V37H58ZM89 35V36H90ZM96 35H98V34H96ZM121 35H123V34H121ZM138 35V34H137ZM178 35V36H179ZM185 35V34H184ZM189 35V34H188ZM205 35V34H204ZM210 35H211V33H210ZM212 35H214V33H213V31H212ZM237 35V36H238ZM4 36V37H5ZM35 36V37H36ZM61 36V35H60ZM72 35H70V38H72L71 37ZM75 35L73 34V37H74ZM87 36V35H86ZM95 36V35H94ZM99 36V35H98ZM98 36L97 37H95V38H98ZM114 36V35H113ZM124 36H126V34L124 35ZM124 36H119L118 34H117V37H118V39L120 40V39H123V40H120L119 42H122L123 44H126L125 43V41H126V38L129 40V38L128 37H126L125 39H124ZM161 36V35H160ZM163 36H164V31H163ZM166 36V35H165ZM169 36H171V35H168V37ZM176 36V35H175ZM182 36V35H181ZM200 36V35H199ZM198 36V37H199ZM203 36V35H202ZM209 35H207V37H208ZM234 36V35H233ZM232 36V37H233ZM0 37V38H1ZM54 37V36H53ZM63 37V36H62ZM80 37H82V39L84 38V36H81L80 35ZM91 38H93V36H90ZM100 37V36H99ZM117 37H115L114 36V38H115V40H113L114 42H113V46L115 45V46H118V45H116V38ZM162 37V36H161ZM219 37V38H218ZM242 36L241 35H239L238 36V38H241ZM19 38V37H18ZM55 38H53V39H55ZM59 39H60V37H58ZM75 38H77V36H75ZM86 39H87V37H85ZM113 38V37H112ZM140 38V37H139ZM154 38V37H153ZM170 38V37H169ZM173 38V37H172ZM192 38V37H191ZM190 38V39H191ZM237 38V37H236ZM237 38V39H238ZM2 39V38H1ZM0 39V40H1ZM4 39V38H3ZM16 39H17V36H16ZM15 39V40H16ZM21 39V38H20ZM19 39V40H20ZM44 39H46V38H44ZM44 39H43V41H44ZM62 40H63V38H61ZM82 39H80V40H82ZM103 39H104V37H103ZM117 39V40H118ZM131 39V38H130ZM137 39H138V37H137ZM141 39H142V37H141ZM151 39V38H150ZM149 39V40H150ZM163 39H164V37H163ZM175 39V38H174ZM179 39V38H178ZM186 39V38H185ZM189 39V40H190ZM196 39H197V37H196ZM199 39V38H198ZM207 39V38H206ZM208 39H209V37H208ZM212 39V38H211ZM243 39V38H242ZM5 40V39H4ZM14 40V41H15ZM18 40V39H17ZM29 40H31V38L29 39ZM35 40V39H34ZM39 41H40V39H38ZM48 40V39H47ZM66 40H67V38H66ZM69 41H70V39H68ZM72 40V39H71ZM73 40H75V39H73ZM89 40H90V38H89ZM94 41H96L95 39H93ZM93 40H90L91 41V45L92 46H94L93 45ZM106 40V39H105ZM125 40V41H124ZM127 40V41H128ZM133 40H134V38H133ZM136 40V39H135ZM143 40H145V38L143 39ZM188 40V39H187ZM195 40V39H194ZM240 41H241V39H239ZM3 40H1L0 42H2ZM13 41V42H14ZM38 41V42H39ZM64 41V40H63ZM76 41V40H75ZM74 41V42H75ZM84 41V40H83ZM99 41V40H98ZM101 41V40H100ZM147 41V40H146ZM152 41V40H151ZM164 41V40H163ZM170 41H173V40H170ZM176 41V39L173 41V43L172 42H168V43H170L171 45H173L174 43H177V41ZM193 41V39L191 40V42ZM197 41V40H196ZM228 41H232V43H233V41H234V45H232V43L231 42H228ZM6 42H7V39L5 40V43L3 42V43H1L0 45V49H2V48H4L3 50L4 51H6V52H0V119H3L4 120V122L3 121H1L0 120V131H1V129H9V127H10V130L7 132V130H6V134H8V136H6V135H1L2 136V138H0V152L2 153V155L0 156V176H2V179H1V177H0V193H1V195H2V197L0 196V217L2 216H5V219H7V220H5V221H3L2 222V219H0V221L2 222V223H0V224H2V225H6V222H7V228L5 227V228H3V229H5L6 231H7V229H8V231L5 233V230H3L2 229V226H0L1 228L0 229H2V231H3V236H1L2 237V241H1V243H2V246H0V249L2 248V250H0V264H59V262L57 261V260H55V256L53 257L52 256V252H51V246H50V243H49V241H48V239H51V235H56L57 237H58V239H59V243H63V244H66V245H69V247H70V241H74V239H73V237L72 236H75L74 235V232H73V226L71 227V225H70V223H69V225L68 226H65V225H63L64 223H66L64 220V216H66L65 215V210L62 208V207H64L65 208V206H62V203H61V201H60V198H58L59 196V192H58V187L55 185V183H54V179L52 178V176L51 175H49V173H47L46 172V170L44 169V166L46 165V164H44V162H50L49 160L51 159L50 157H47L48 159L46 160V157L43 155V153H46V150L44 149V148H42L41 147V151L39 150V148H40V146H44V145H46L45 143L43 144V142H49L50 144H53V145H55L54 144V142L56 141V139L58 138H60V136H62L60 133H62L61 132V130L59 131V132H57V134L55 133H52L51 131V129L49 130V128H54V126H60L61 127V125H63V126H65L66 124H65V122L64 121H66V122H68V121H70V120H67L66 118V116H65V113L67 112V111H69L70 110V108L67 110V107H71V105H73L72 104V102L73 101H75L74 100V98H73V96L74 97H76L77 96V98H79V99H81V100H83V102L81 101L80 103L82 104V103H84L82 106L84 107L85 106V112H86V114L89 112V113H95V110H93L95 107H97L96 105L98 104V107L97 108H99V105L101 104L100 102H105L104 104L105 105H107V102H108V100L110 101L111 99H112V97L114 98V96L113 95H111V93H112V90L115 88V87H117V85L118 84H120L122 81L124 82V74H123V69L122 68H119L118 66L116 67L115 65H113V64H111V63H109V62H105V63H103V62H98V63H94L93 61H95V60H93V58H95L94 56H93V58L91 59L90 58V54H82V55H80V56H77V55H74V53L73 52H71L70 51V48H68L66 45H63L64 43H65V41H64V43L62 42L61 43V41H60V44L58 43V44H55V41H54V44L52 43L50 46L48 45L47 46V49L45 48L42 52H40V54L38 55L37 54V56H32L33 58L31 59V58H29V57H24L25 55H26V53H24L25 55H23L22 57H23V63L24 62H26L25 60H24V58L27 60V58H29V60H28V62H26V63H28L27 64V66H26V68H23L20 72H17V73H15L14 72V70L10 67V64H9V62L10 61H13L14 60V51L16 50L15 48H14V44L12 45V44H10V43H8L7 42V44H6ZM37 42V41H36ZM53 42V41H52ZM68 42V41H67ZM66 42V43H67ZM77 42V41H76ZM143 42V41H142ZM159 42V41H158ZM161 42V41H160ZM167 42V41H166ZM180 42V41H179ZM190 42V43H191ZM201 43H200V45L202 44V40L200 41ZM217 42V43H216ZM230 43V44H228V43ZM238 42V41H237ZM40 43H43L42 41H40ZM50 43H51V41H50ZM56 43H57V41H56ZM65 43V44H66ZM71 43H72V41H71ZM102 43V42H101ZM115 43V44H114ZM117 43H118V41H117ZM129 43V42H128ZM144 43V42H143ZM145 43H147V42H145ZM151 43V42H150ZM154 43V42H153ZM163 43V42H162ZM181 43V42H180ZM194 43V42H193ZM216 43V44H215ZM240 43V42H239ZM243 43V45H244V42H242ZM11 45V46H9V47H11V49L13 48V49H15L14 51H13V53L11 54V49L9 50L10 52H8L7 50L9 49V47L7 48V46L6 45ZM90 44V43H89ZM148 44V43H147ZM166 45H167V47H168V44L167 43H165ZM199 44V43H198ZM207 44V45H206ZM215 44V45H214ZM7 48H5L4 46ZM40 45V44H39ZM43 45H44V43H43ZM138 45V44H137ZM146 45V44H145ZM144 45V46H145ZM170 45V46H171ZM178 45H180V44H178ZM192 45V44H191ZM238 45V47L236 48V46ZM242 45V44H241ZM3 46V47H2ZM13 46V47H12ZM41 46V45H40ZM96 46V48H97V44L95 45ZM124 46H126V45H124ZM165 46V45H164ZM164 46L162 45V47L164 48ZM184 46V45H183ZM187 46V45H186ZM190 46V45H189ZM189 46H187V47H189ZM197 46V45H196ZM2 47V48H1ZM151 47H152V45H151ZM150 47V48H151ZM154 47H155V45H154ZM156 47L158 48V47H160V46H157L156 45ZM162 47H160V48H162ZM179 46H177V48H178ZM193 47V46H192ZM243 47V46H242ZM241 47V48H242ZM17 48V47H16ZM98 48H99V46H98ZM107 48V47H106ZM121 48H122V46H121ZM160 48H158V49H160ZM166 48V47H165ZM170 48V47H169ZM236 48V49H235ZM244 48V47H243ZM12 49V50H13ZM18 49H19V47H18ZM41 49V48H40ZM124 49H125V47H124ZM144 49V48H143ZM142 49V50H143ZM153 49H155V48H153ZM172 49V51H171V53L173 52V48H171ZM171 49H169V50H171ZM189 49H191L190 47H189ZM198 49V48H197ZM76 50V49H75ZM100 51L101 49L99 48V49H97V51ZM103 50V49H102ZM157 50V49H156ZM199 50V49H198ZM198 50H197V52H198ZM202 50V49H201ZM200 50V51H201ZM243 50V49H242ZM245 50V49H244ZM247 50V49H246ZM96 51V50H95ZM105 51H106V49H105ZM168 51V50H167ZM196 51V50H195ZM20 52V51H19ZM74 52H77V51H74ZM101 52H103V51H101ZM109 52V51H108ZM117 52H120V51H117ZM165 52V51H164ZM175 53H176V48H175V51H174ZM177 52H179V51H177ZM196 52V53H197ZM202 52V51H201ZM247 52V51H246ZM17 53V52H16ZM28 53V52H27ZM103 53H105V52H103ZM122 53V52H121ZM127 53V52H126ZM138 53V52H137ZM145 53V52H144ZM148 53V52H147ZM152 53V52H151ZM154 53V56H155V52H153ZM170 53V52H169ZM20 54H23V53H20ZM30 54V53H29ZM33 54V53H32ZM109 54V53H108ZM142 54H143V52H142ZM149 54V53H148ZM173 54V53H172ZM172 54H171V56L170 55H168V57H166V60H167V58L169 59V57L171 58L172 57ZM194 54V53H193ZM16 55V54H15ZM18 55H19V53H18ZM17 55V56H18ZM28 55V54H27ZM31 55V54H30ZM125 55V54H124ZM159 55H161L160 53H159ZM174 55V54H173ZM212 55V56H211ZM17 56H15V58L17 57ZM20 57H21V55H19ZM103 56H105V55H103ZM148 56V55H147ZM162 56H164L163 54H162ZM176 56H178V55H176ZM231 56V55H230ZM21 57V58H22ZM97 57H98V55H97ZM100 57V56H99ZM236 57V55L234 56V58ZM12 58V59H11ZM149 58V57H148ZM158 58V60L156 61V62H158L159 64H157L158 66H161L162 65V67H164L163 66V64H164V62H163V58H159V57H157ZM177 58H179V56L177 57ZM175 56H174V59L172 58V62H170V61H168L166 64H165V66L169 63H172V65H174V66H170V68L171 67H174V71L176 72H171V74H165V72H161V74H163V76H161V78L160 79H158V81H155V80H153L152 79V77L151 78H147V76L146 75H141L140 76V74H135V73H133V75L131 76V78L130 79H133L134 81L135 80H140L141 78H142V80H143V78H147L146 80H149V82L150 83H152V85H154V84H163V85H165V84H177V88H178V90H180V86H179V84H181V89H182V83H181V80H183L184 78H185V76L186 77H189V79L187 78V80L186 81H188V80H190V77L191 76H193V74H194V70L196 69H199L198 67L199 66H201L202 65V63H203V61L205 62L206 61V63L208 62V59L207 60H205V57H204V59H203V56H202V59L203 60H200V62H202L201 64H200V62H198V60H196L197 62H189V63H187V62H184V60H183V62H182V60L181 61H178V59H177ZM199 58H201V57H199ZM231 58H233V55H232V57ZM96 59V62H97V58H95ZM108 59V58H107ZM117 59V58H116ZM131 59V58H130ZM159 59H161V60H159ZM113 60V59H112ZM117 60H119V59H117ZM135 60V59H134ZM139 60H142V59H140L139 58ZM145 60L146 59H144L143 60V62L145 63ZM153 60H155V58L153 59ZM187 60V59H186ZM211 61H212V59H210ZM116 61V60H115ZM208 62L207 64L209 65L210 63H211V65H209V67L210 66H212V67H210V69L212 68V70H213V64H212V62ZM256 61V60H255ZM146 62H148V60L146 61ZM161 62H163V64H161ZM178 62V63H177ZM182 62V63H181ZM142 63V62H141ZM262 63H264V62H262ZM14 64V63H13ZM12 64V65H13ZM123 64V63H122ZM140 64V63H139ZM204 64L205 63H203V66H204ZM207 64L205 65V66H207ZM26 65V64H25ZM25 65H23V66H25ZM216 65V64H215ZM262 65H264V64H262ZM158 66H156V67H158ZM204 66V67H205ZM139 67V66H138ZM203 67V68H204ZM222 67V66H221ZM165 68H167V67H165ZM164 68V69H165ZM20 69V68H19ZM161 69V68H160ZM162 69V71H168L169 69ZM206 69H208V68H206ZM229 69V68H228ZM231 69H233V68H231ZM222 70V69H221ZM245 70V69H244ZM257 70V69H256ZM161 71V70H160ZM169 71H171V70H169ZM168 71V72H169ZM206 71H208V70H206ZM209 71H211V70H209ZM216 71V70H215ZM237 70H234V73L236 72ZM129 72V71H128ZM193 72V73H192ZM213 72V71H212ZM220 72V71H219ZM230 72V71H229ZM245 72V71H244ZM125 73V72H124ZM160 73V72H159ZM195 73H196V71H195ZM209 73V72H208ZM226 73H227V75H228V72L226 71ZM233 73V71L231 70V74L229 73V76L231 77L230 78V80H233L234 78H237L235 75L236 74H232ZM237 73V72H236ZM261 73V72H260ZM161 74H159V75H161ZM159 75H157V76H159ZM191 75V76H190ZM209 74H207V76H208ZM234 76V78H232V76ZM128 76V75H127ZM126 76V77H127ZM134 76V77H133ZM146 76V77H145ZM207 76H206V78H207ZM226 76V75H225ZM228 76V77H229ZM260 76V75H259ZM125 77V78H126ZM133 77V78H132ZM184 77V78H183ZM209 77H210V75H209ZM213 77V76H212ZM212 77H210L211 79H214L215 78V76H214V78H212ZM228 77H225V79L227 78L228 79ZM261 77V76H260ZM135 78V79H134ZM138 78H140V79H138ZM182 78V79H181ZM192 79H194L193 77H191ZM262 78V77H261ZM144 79V80H145ZM150 79H152V81H150ZM156 80H157V78H155ZM191 79V80H192ZM208 79V78H207ZM206 79V80H207ZM221 81H224L225 79H224V77H221V78H219ZM227 79L225 80V82H223L224 84H226L227 83ZM240 78H238V80H239ZM190 80V81H191ZM206 80H205V82L203 83V84H210V79H208V83L206 82ZM214 80H216V79H214ZM214 80H213V82H214ZM230 80L228 79V81L230 82ZM247 80V79H246ZM254 80V79H253ZM184 81L185 80H183V84H185L184 83ZM194 81V80H193ZM197 81V80H196ZM217 81H219L218 80V78H217ZM233 81H235V83H236V80L234 79ZM144 82V81H143ZM148 82V81H147ZM216 84H217V82H215ZM234 83V84H235ZM243 83V82H242ZM245 83H246V81H245ZM125 84V83H124ZM137 84V83H136ZM146 84V83H145ZM233 84V83H232ZM238 84V83H237ZM151 85V86H152ZM160 85V86H161ZM162 85V86H163ZM149 86V85H148ZM170 86H172V85H170ZM173 86H175V85H173ZM227 86V85H226ZM225 86V87H226ZM228 86H232L231 85V83H230V85H228ZM237 86V85H236ZM241 86V85H240ZM176 87V86H175ZM184 87H185V85H184ZM208 87V85H204V86H202L201 88L200 87H198L197 89H195V90H198V91H203V93H204V91L205 90H207L206 88ZM224 87V88H225ZM233 87H234V85H233ZM163 88V87H162ZM172 88V87H171ZM170 87H169V85H168V88H164L165 89V92H166V94L168 95V94H171V95H174V94H176V92H173V91H175V90H177V89H171ZM188 86L187 87H185L184 88V90L182 89L181 91L183 92L182 94L183 95H185L184 97H187L188 95H186V92H184V91H190V89L188 88ZM194 88V87H193ZM227 88H229V87H226L225 89H224V92H225V90H228ZM238 88V87H237ZM254 88H255V86H254ZM115 89H119V86H118V88H115ZM158 89V88H157ZM186 89V90H185ZM231 89H233V88H231ZM236 88H234V90H235ZM162 90V89H161ZM161 90H159V91H161ZM221 90V89H220ZM229 90H230V88H229ZM114 91V90H113ZM118 91V90H117ZM180 91V92H181ZM193 91V90H192ZM231 91V90H230ZM229 91V92H230ZM127 92V91H126ZM157 92V91H156ZM194 92V91H193ZM228 92V91H227ZM237 92H238V90H237ZM236 91L234 92L233 91V94H232V96L234 95V94H236L237 93ZM258 92V91H257ZM174 93V94H173ZM178 93V92H177ZM185 93V94H184ZM232 92H230V94H231ZM261 93V92H260ZM157 94H159V93H157ZM180 93H178V94H176V96L174 97V98H176V97H178L177 95H179ZM188 94H189V92H188ZM224 94V93H223ZM155 96H156V94H154ZM171 95H169L173 100H174V98L171 96ZM237 96H235V98L236 99H239V97H238V93L236 94ZM258 95H259V93H258ZM112 96V97H111ZM160 96V95H159ZM158 96V97H159ZM166 96V95H165ZM165 96H163V98L165 99ZM193 96V95H192ZM197 96V95H196ZM208 96H209V94H208ZM227 96V95H226ZM230 96V95H229ZM242 96V95H241ZM111 97V98H110ZM117 97H118V95H117ZM117 97H116V95H115V99H114V101H116L117 100ZM127 97V96H126ZM182 98H183V96H181ZM231 97V96H230ZM234 97V96H233ZM170 98V99H171ZM180 98V97H179ZM211 98V97H210ZM232 98V97H231ZM234 98V100H236ZM13 99H21V100H26V104H24V105H22V106H19L18 107V109L19 108H22L23 109V113H25L26 115H28L29 117H31L32 119H34L35 121L36 120H38V119H40L41 118V120L43 121V119H44V122H43V127H41L40 126V128L41 129H43V130H41V131H39V129L38 128H36L35 126H33L34 125V123L31 125V129H32V132H34L35 133V131H37V129H38V135H39V139H35V141H37L36 143L38 144H34V142H32L33 144H34V146L36 145L37 147H35V149L36 148H38L37 150H39L41 153H39V154H41V156H40V158H39V160H36V158H35V160H36V162L37 161H39L40 163H36V164H38V167H37V165L36 164H34L33 162H31L34 166H33V170H31L32 169V164L30 163H28V165H26V163L27 162H24V160H25V158H23V154L22 153H17V154H19L20 156L22 155V157H16V155H15V160H17V158L18 159H20V161H21V159L23 158V161L22 162H24V164L23 165H20L19 167H20V169L22 170V171H27L28 173L26 174L25 172L24 173H22V172H19L17 169L19 168H14L13 166H11V167H9V166H6V165H4V164H7L8 165V163H7V161H8V159H9V161L11 160H14V159H10L9 157H11L12 158V156H14V153L13 152H16V150L17 151H19V150H21V149H19L18 150V148L16 147V145H17V141H19L20 140V138H19V140H16V133H12V131L13 132H15L14 130H16V131H18V130H20V126H21V121L18 119V116H17V118L15 117L16 115H18V112H19V110H18V112L16 113V110H14L13 108H11L10 107V105H11V101L13 100ZM73 99V100H72ZM171 99V101L173 102V103H175V104H177L176 102H174L173 100ZM177 99V98H176ZM251 99H253V98H251ZM68 100V101H67ZM78 100V99H77ZM76 100V101H77ZM113 100V99H112ZM152 100V99H151ZM180 100H181V98H180ZM194 100V99H193ZM206 100V99H205ZM245 100V99H244ZM113 101V102H114ZM150 101V100H149ZM170 101V102H171ZM182 101V100H181ZM212 101V100H211ZM214 101V100H213ZM240 101V100H239ZM242 101V100H241ZM13 102V101H12ZM67 102H71L70 104H66V106H64L65 105V103H67ZM117 102V101H116ZM135 102V101H134ZM171 102V104H173ZM178 102H179V100H178ZM210 102V101H209ZM229 102V101H228ZM180 103V102H179ZM190 103V102H189ZM188 103V104H189ZM208 103V102H207ZM233 103V102H232ZM234 103L235 104H237V102H235L234 101ZM234 103H233V106H235V110L234 111H231V113H230V115H227V116H231L232 117V119L233 120H231V122L232 123H235V125H234V127H233V129L235 128V129H237L238 128V126H236L237 125V119H238V123H240V122H244L243 120L245 119V122H246V120H247V118H248V120H250L249 118L251 117L250 116V112L251 113H253L254 111H258V110H261L262 112H264V96H255V98L252 100V102L251 103H247V104H250V105H246V106H248L247 108L249 109V110H246L247 108H246V106H245V108H242V109H238L237 108V106L238 107H242L241 105H244V104H241L240 105V103H238V105H234ZM243 103V102H242ZM75 104H77V103H75ZM104 104H103V108H104ZM110 104V103H109ZM108 104V105H109ZM112 104V103H111ZM114 105H115V103H113ZM148 104H150V103H148ZM148 104H146V105H148ZM168 104H169V102H168ZM170 104V105H171ZM183 104V103H182ZM182 104L180 103V105L182 106ZM67 105H69V106H67ZM80 105V104H79ZM210 104H208V106H209ZM224 105V104H223ZM226 105V104H225ZM13 106H15V105H13ZM81 106V105H80ZM79 106V107H80ZM82 106H81V108H82ZM112 106V105H111ZM144 106V105H143ZM151 106V105H150ZM172 106V105H171ZM171 106L169 107V105H167V107H169V108H167V109H169L170 111L172 110V109H170L171 108ZM178 106V105H177ZM180 106V107H181ZM190 106V105H189ZM212 106V105H211ZM228 106H230V105H228ZM65 107V108H64ZM78 107V108H79ZM87 107V108H86ZM102 107V106H101ZM109 107V106H108ZM149 107V106H148ZM172 107H176V105L174 106H172ZM200 107V106H199ZM17 108V107H16ZM75 108V107H74ZM81 108L80 109H78V111H80L81 110ZM105 108H107L106 106H105ZM117 108V107H116ZM146 108V107H145ZM164 108H166V107H164ZM179 108V107H178ZM177 108V109H178ZM186 108V107H185ZM209 108V107H208ZM230 108H231V106H230ZM76 109V108H75ZM83 109V108H82ZM108 109V108H107ZM175 109V108H174ZM173 109V110H174ZM200 109V108H199ZM66 110V111H65ZM71 110H72V108H71ZM97 110H101V108L100 109H96V112H97ZM102 110H104V109H102ZM102 110H101V112H102ZM140 110V109H139ZM172 110V111H173ZM198 110V109H197ZM196 110V111H197ZM229 107H228V112H229ZM247 111V112H245V111ZM112 111V110H111ZM143 111V110H142ZM155 111V110H154ZM176 111V110H175ZM180 111V110H179ZM178 111V112H179ZM183 111V109L181 110V112ZM210 111V110H209ZM227 111H225L226 113H227ZM76 112V111H75ZM84 112V110L82 111L81 110V114ZM105 112H108V111H105ZM110 112V111H109ZM147 112V111H146ZM145 112V113H146ZM164 112H165V109H164ZM174 112V111H173ZM198 112H199V110H198ZM20 113H22V111L21 112H19V115L20 116H23V114H20ZM74 113V112H73ZM92 113V114H93ZM153 113H155V112H153ZM170 113V112H169ZM175 113V112H174ZM177 113V112H176ZM175 113V114H176ZM201 113V112H200ZM226 113H225V115L224 116H226ZM259 113V112H258ZM80 114V113H79ZM84 114V113H83ZM96 114H98V113H96ZM96 114H95V118H97V116H96ZM103 114L104 113H102V115L101 116H103ZM116 114V113H115ZM144 114V113H143ZM175 114H171V116H173V115H175ZM180 114V113H179ZM211 114H213V113H211ZM247 114H249V117H247V118H242V117H246V115ZM260 114V113H259ZM89 115V114H88ZM99 116H100V114H98ZM106 115V114H105ZM112 115H113V112H112ZM119 115V114H118ZM138 115V114H137ZM144 115H146V114H144ZM151 115H152V113H151ZM170 114H168V116H169ZM177 115V114H176ZM182 115V114H181ZM180 115V116H181ZM206 115V114H205ZM218 115V114H217ZM220 115V114H219ZM258 115V114H257ZM28 116H26V117H24V118H28ZM82 116V115H81ZM93 116V115H92ZM148 116H150V115H148ZM147 116V117H148ZM185 116V115H184ZM192 116V115H191ZM213 116V115H212ZM226 116V117H227ZM248 116V115H247ZM4 117V118H3ZM16 118V120H14L13 121V118ZM66 117V118H65ZM74 117H78V116H74ZM79 117H80V115H79ZM90 117V116H89ZM121 117V116H120ZM145 118H146V116H144ZM151 117H153V116H151ZM156 117V116H155ZM166 117V116H165ZM175 117V116H174ZM178 117V116H177ZM202 117V116H201ZM200 117V118H201ZM207 117V116H206ZM225 117V118H226ZM21 118V120H23L24 118H22V117H20ZM63 118H65V119H63ZM81 118V117H80ZM84 118H85V116H84ZM83 118V119H84ZM98 118H100V117H98ZM97 118V119H98ZM123 118H125V117H123ZM139 118V117H138ZM149 118V117H148ZM169 118V117H168ZM178 118H180V117H178ZM224 118V117H223ZM224 118V119H225ZM228 118H230V117H227V119L226 120H228ZM256 118V122H257V117H255ZM63 119V120H62ZM87 119H89V118H87ZM151 119V118H150ZM153 119V118H152ZM151 119V120H152ZM170 119H172V117L170 118ZM174 119V118H173ZM182 119V118H181ZM190 119V120H189ZM196 119H197V117H196ZM214 119V118H213ZM224 119L222 120V124L224 123L223 121H224ZM231 119V118H230ZM242 121H241V120ZM24 120H26V122H27V119H24ZM31 120V119H30ZM33 120V121H34ZM99 120V119H98ZM158 120V119H157ZM204 120H206V119H204ZM234 120L236 121V122H234ZM252 120V119H251ZM255 120V119H254ZM72 121V120H71ZM82 121H84V120H81L80 122H82ZM94 121V120H93ZM96 121V120H95ZM100 121V120H99ZM99 121H97L96 123H98ZM153 121V120H152ZM159 121V120H158ZM171 121V120H170ZM174 121H175V119H174ZM174 121H173V123H174ZM191 122V118H188V121H186V123L187 122ZM199 121H200V119H199ZM201 121H203V120H201ZM1 122L2 123H4V124H1ZM10 122H11V124H10ZM64 122V123H63ZM85 122V121H84ZM83 122V123H84ZM101 122V121H100ZM103 122V121H102ZM126 122H128V121H126ZM143 122V121H142ZM165 122V121H164ZM183 122V121H182ZM215 122V121H214ZM226 122V121H225ZM228 123H225L226 124V126H228V125H231V128H232V124L230 123V121L228 120L227 121ZM23 123V122H22ZM31 123V122H30ZM38 123V122H37ZM56 123V124H55ZM57 123L59 124V123H63V124H60V125H57ZM73 123V122H72ZM78 123V122H77ZM76 123V124H77ZM82 123V124H83ZM154 123H156V122H154ZM157 123H159V122H157ZM156 123V124H157ZM163 123V122H162ZM161 123V124H162ZM172 123V124H173ZM177 123V122H176ZM175 123V124H176ZM180 123V122H179ZM185 123V122H184ZM194 123V122H193ZM192 123V124H193ZM195 123H196V121H195ZM212 123V122H211ZM250 123V122H249ZM255 123V122H254ZM23 124H25V122L23 123ZM40 124H42V122L40 123ZM55 124V125H54ZM75 124V123H74ZM81 124V125H82ZM88 124H89V122H88ZM98 124H101V123H98ZM122 124H123V122H122ZM153 124V123H152ZM171 123H169V125H170ZM171 124V125H172ZM188 124H190V123H188ZM200 124V123H199ZM201 124H203V123H201ZM225 124H223V125H225ZM228 124V125H227ZM246 123H244V125H245ZM7 126L6 128H5V126ZM30 125V124H29ZM54 125V126H53ZM93 125V124H92ZM125 125H127V124H125ZM136 125V124H135ZM154 125V124H153ZM163 125V124H162ZM169 125H166V126H169ZM180 125H181V123H180ZM196 125V124H195ZM212 125H213V127H214V124L212 123ZM239 125V124H238ZM242 125V124H241ZM251 125H252V123H251ZM254 125V124H253ZM3 126V127H2ZM9 126V127H8ZM25 126H27V125H25ZM32 126L33 127H35L36 128V130H34L33 131V128H32ZM51 126V127H50ZM53 126V127H52ZM68 127L67 128H69L70 127V124L69 125H67ZM75 125H73V127H74ZM86 126V125H85ZM85 126H83V127H85ZM104 126V125H103ZM111 126V125H110ZM118 126V125H117ZM122 126H124V125H122ZM131 126H133V124L132 125H130V127ZM189 126V125H188ZM194 126V125H193ZM202 126V125H201ZM236 126V127H235ZM246 126V125H245ZM244 126V127H245ZM255 126V125H254ZM73 127H70V128H72L73 129ZM100 127V126H99ZM125 127V126H124ZM127 127V126H126ZM125 127V128H126ZM154 127V126H153ZM159 127H162L161 125L160 126H157V128H158V130H161ZM174 127V129H175V126H173ZM200 127V126H199ZM212 127V126H211ZM211 127H210V130H211ZM212 127V128H213ZM219 127V126H218ZM230 127V126H229ZM229 127L227 128V129H229ZM240 127V126H239ZM248 127V126H247ZM27 128H29V127H27ZM56 128V127H55ZM54 128V129H55ZM62 128H64V127H62ZM66 128V127H65ZM63 129V132H66L67 134H70V132H68V130L67 129ZM111 127H109V129H110ZM115 128V127H114ZM133 128V127H132ZM143 128V127H142ZM144 128H145V126H144ZM149 128V127H148ZM209 128V127H208ZM216 128V127H215ZM222 128H223V126H222ZM22 129H23V127H22ZM25 129V128H24ZM53 129V130H54ZM59 129H61V128H59ZM77 129V128H76ZM81 129H84V128H81ZM85 129H87V128H85ZM84 129V130H85ZM93 129V128H92ZM95 129H96V127H95ZM111 129H113V128H111ZM130 129V128H129ZM134 129V128H133ZM145 129H147V128H145ZM189 129V128H188ZM195 129V128H194ZM193 129V130H194ZM196 129H200V128H196ZM227 129H225L226 130V132H224V130H222V133L225 135L226 133H228V134H226L225 136H231L230 134L232 133H229L228 131H227ZM234 129V130H235ZM244 129V128H243ZM28 130V129H27ZM27 130H25V132L27 131ZM64 130H67V131H64ZM83 130V131H84ZM103 130V129H102ZM148 130V129H147ZM156 130V129H155ZM158 130H156V131H158ZM178 130V129H177ZM190 130V129H189ZM192 130V129H191ZM205 130H207V129H205ZM209 130V129H208ZM205 131L206 133H203V136H205L206 138L208 137L209 138V140H210V138L212 139L211 141L212 142H210L209 141V143H210V145H211V143L213 144V142H214V144L215 143H217L218 144V142H221V141H224L222 138H224V137H222L221 139L222 140H220L219 139V137H218V134H219V132H217V131H214V129H213V133L215 132L216 134H217V139H215V136L213 135V133H212V135H210L209 136V131ZM218 130H221V128L220 129H218ZM232 130V129H231ZM233 130V131H234ZM240 130V129H239ZM242 130V129H241ZM258 130V129H257ZM22 131V130H21ZM29 131V130H28ZM50 131V133H52V134H54V135H56V139H51V138H54V135H53V137H51L52 136V134H49L48 132ZM88 131V130H87ZM93 131H94V129H93ZM110 131V130H109ZM119 131H120V129H119ZM133 131V130H132ZM163 131V130H162ZM161 131V132H162ZM184 131V130H183ZM200 131V130H199ZM25 132H23L24 133V135H25ZM31 132V133H32ZM46 132H47V134H46ZM73 132H74V129H73ZM96 132H97V130H96ZM124 132V131H123ZM134 132V131H133ZM132 132V133H133ZM147 132V131H146ZM148 132H150V130L148 131ZM160 132V133H161ZM174 132H175V130H174ZM180 132V131H179ZM185 132V131H184ZM196 132V131H195ZM203 132V131H202ZM207 132H208V134H207ZM221 132V131H220ZM236 132H240V131H236ZM261 132V131H260ZM0 133H4V132H0ZM15 134L14 136L12 135V134ZM29 133V132H28ZM33 133V134H34ZM37 133V132H36ZM60 135H59V134ZM66 133H64V134H66ZM88 133V132H87ZM95 133V132H94ZM112 133V132H111ZM126 133V132H125ZM167 133V132H166ZM176 134H177V132H175ZM188 132H186V134H187ZM190 133V132H189ZM191 133H192V131H191ZM198 133V132H197ZM196 133V134H197ZM222 133L220 134V135H222ZM50 136H49V135ZM63 134V133H62ZM78 134V133H77ZM80 134V133H79ZM83 134H85V136H86V133H83ZM110 134V133H109ZM114 134H116L115 132H114ZM120 133H118V134H116V136L117 135H119ZM123 134V133H122ZM169 135H170V133H168ZM167 134V135H168ZM179 134V133H178ZM182 134V133H181ZM200 134V133H199ZM204 134H207V135H204ZM211 134V133H210ZM19 135H21V136H23L22 135V133H20L19 134V132H18V136ZM28 134H26V136H27ZM49 137H48V136ZM59 135V136H58ZM72 135H74V134H72ZM81 135H82V133H81ZM92 135V134H91ZM94 135V134H93ZM129 135V134H128ZM135 134L133 133V136H134ZM148 135V134H147ZM150 135V134H149ZM154 135V134H153ZM166 135V134H165ZM172 135V134H171ZM169 136V137H172V136ZM201 135V134H200ZM242 135V134H241ZM244 135V134H243ZM242 135V136H243ZM15 137V138H13V137ZM28 136H30L29 138H33V140H34V136L35 135H33L32 136V134H30L29 133V135ZM68 136V135H67ZM82 136H84V135H82ZM82 136H80V137H82ZM99 136V135H98ZM115 136V135H114ZM115 136V137H116ZM121 136V135H120ZM123 137H125V135L123 134L122 135ZM132 136V135H131ZM130 136V137H131ZM157 136H159V134L157 135ZM178 136V135H177ZM182 136H183V134L181 135V138H180V135H179V139H182ZM188 136H190V134H188ZM203 136H202V138H203ZM233 136H234V134H233ZM233 136L231 137V138H233ZM237 136H239L238 134H237ZM237 136H236V134H235V139L237 138ZM245 136H246V134H245ZM6 137H8V138H6ZM77 137H78V135H77ZM91 137V136H90ZM92 137H94L95 138V136H92ZM91 137V138H92ZM118 137V136H117ZM137 137V136H136ZM152 137V136H151ZM154 137H156V136H154ZM169 137H166L167 139L169 138ZM198 138H199V136H197ZM214 139H213V138ZM241 137V136H240ZM244 137V136H243ZM29 138H27V139H29ZM70 138V137H69ZM87 138V137H86ZM109 138V137H108ZM113 137H111L110 138V140L108 139V141H112L111 139H112ZM119 138V137H118ZM128 138V137H127ZM174 138H175V136H174ZM173 138V139H174ZM191 138V137H190ZM196 138V137H195ZM201 138V137H200ZM201 138V139H202ZM205 138V139H206ZM227 138V142H229V141H232V140H229L230 138H228V137H226ZM2 139V140H1ZM6 139H7V141H6ZM26 139V138H25ZM57 139V140H58ZM61 139V138H60ZM59 139V140H60ZM82 139H83V137H82ZM96 139V138H95ZM142 139V138H141ZM144 139H146V138H144ZM189 139V138H188ZM219 139V140H218ZM225 139V138H224ZM234 139V138H233ZM234 139V140H235ZM240 139V138H239ZM247 139L248 138H246L245 140L247 141ZM5 140V141H4ZM30 140V139H29ZM73 140H74V138H73ZM83 140H85V139H83ZM121 140V139H120ZM119 140V141H120ZM127 140H129V139H127ZM147 140V139H146ZM160 140V139H159ZM176 140V139H175ZM190 140V139H189ZM192 140V139H191ZM190 140V141H191ZM194 140V139H193ZM204 140V139H203ZM207 140V139H206ZM214 140V141H213ZM216 140L218 141V142H216ZM234 140H233V142H234ZM237 140V139H236ZM249 140H250V138H249ZM254 140V139H253ZM259 140V139H258ZM3 141V142H2ZM28 141V140H27ZM74 141H76V140H74ZM124 141V140H123ZM168 142H170V140H167ZM166 141V142H167ZM201 141V140H200ZM242 141V140H241ZM261 141V140H260ZM2 142V143H1ZM51 142H53V143H51ZM59 142V141H58ZM60 142H62V141H60ZM71 142V141H70ZM162 142H163V140H162ZM166 142H164L165 144H166ZM167 142V143H168ZM195 142H196V140H195ZM198 142V141H197ZM202 142V141H201ZM251 142V141H250ZM19 143V142H18ZM28 143V145L26 144V143H24V144H26L27 146H24L23 148H28L29 147V145H31L29 148H31L33 145L31 144V143H29V142H27ZM86 143V142H85ZM117 143V142H116ZM173 143V142H172ZM193 143H194V141H193ZM206 144H205V146H204V148L206 147V145H208L207 144V142H205ZM238 143V141L235 143V144H237ZM243 143H244V141H243ZM246 143V142H245ZM248 143V142H247ZM246 143V144H247ZM23 144V143H22ZM40 144H42V145H40ZM61 144V143H60ZM79 144H80V142H79ZM83 144V143H82ZM124 144V143H123ZM133 144V143H132ZM131 144V145H132ZM144 144H146V143H144ZM225 144V143H224ZM228 144V143H227ZM254 144V143H253ZM52 145V146H53ZM77 145V144H76ZM91 145V144H90ZM108 145V144H107ZM118 145V144H117ZM159 145V144H158ZM162 145H163V143H162ZM210 145H208V146H210ZM221 145H223L222 144V142H221ZM220 145V146H221ZM238 145V144H237ZM240 145L242 146V144L240 143ZM239 145V146H240ZM261 145V144H260ZM260 145H258V146H260ZM23 146V145H22ZM212 146H214V145H212ZM212 146H210V148L212 149L213 147ZM216 146L219 148L220 146H219V144L218 145H216L215 144V146H214V148H215V150H214V148H213V152H217V154L219 155H221L222 153L219 151V153H218V151H217V148H216ZM224 146V145H223ZM223 146H221L220 148V150L222 151L226 146H228V145H226L225 144V147L223 148ZM16 147V148H15ZM68 147H70V145L68 146ZM79 147V146H78ZM109 147V146H108ZM150 147V146H149ZM198 147V146H197ZM238 147V146H237ZM243 147V146H242ZM245 147V146H244ZM53 148V147H52ZM86 148V147H85ZM89 148V147H88ZM92 148V147H91ZM101 148V147H100ZM120 148V147H119ZM118 148V149H119ZM171 148V147H170ZM169 148V149H170ZM207 148V147H206ZM223 148V149H222ZM31 149H34L33 147L31 148ZM77 149V148H76ZM115 149V148H114ZM117 149V150H118ZM148 149V148H147ZM152 149L156 152V153H153V155L154 154H156L154 157V161L158 164L159 163V165H158V168H156L157 170H160L161 171V175H158L157 174V170H156V172H155V174H157L158 176H154L153 174H151V173H153V171L152 172H149L146 168H144V166H143V163L146 161H144L143 163H141V162H139L140 164H134V162H133V169H132V171H130V173L128 172V166H127V168L128 169H126V166H125V169H126V171H124V172H122V170H125L124 169V167H122L123 169H121V167H120V169H116L115 171H117V170H120V173H122V175H120V177L119 178H115V179H113V180H115V181H113L112 180V183H114V184H117V186H116V188H115V191H114V193H113V195L110 197L111 198V200H108V199H106V198H97V199H94V198H92V197H94V196H92V194L90 193V195L87 197L88 198V204H92V205H96L97 207H98V209L100 208L101 209V206H103L102 208H106L107 209V211H108V209L110 210L112 207H111V205L113 204L112 202H114V200L115 199H118V200H120V201H125L126 202V206H127V209L125 210V212H127L128 214L127 215H129V218H130V221H128L127 220V222H125L124 220V222L125 223H123V224H121V225H119V226H117L116 225V223H115V220H114V218L111 216V213H110V211L112 210H110V211H108V213L106 214L105 212H99V210L97 209V207H95V205L93 206V207H95V209L94 210H98V212H96V211H93V209L91 210V208L89 209V211L90 212H86L85 211V213L84 214H86L87 213V215H85L86 216V218H87V216L89 215L91 218V220L94 222V226H99V229H101L100 227H103V229H104V231H105V235H106V238L104 237V239L102 238V240L103 241H105V240H107V242H109L110 243V245L109 246H111V247H113V248H116L117 249V253H118V250H121L122 251V253H121V255H124L125 257H127V259L130 261H134L135 263H138V264H147L148 262H150V261H155L156 263L158 262L159 264L161 263V264H172V262L175 260L174 258H177L176 256H178V255H176L177 254V249L178 248H180L181 246H179L180 244H177V240L179 239L180 240V236H181V234H182V231H180V227L179 228H176V227H172L173 228V230L172 229H170V230H166L165 229V227H164V223H161V221H160V217H161V215H163L164 213H165V211L166 212H168V211H171V210H166V205H165V207H160V208H158L157 207V204L159 203V200L161 199V198H166L167 196H168V194L170 193V192H172V191H174V190H172L173 189V187L174 186H176V184H177V181L178 180H180V175L182 174L181 173V171H180V167H178L176 164H172V163H169L168 161H167V156L166 155H168V149H166V147L165 148H163L162 146L161 147H158L157 145L156 146H153L152 147ZM167 150V153H166V150ZM227 149V148H226ZM229 149V148H228ZM237 149V148H236ZM242 149H244V148H242ZM257 149V148H256ZM47 150H48V148H47ZM51 150H53V152L56 154H60V152L59 151H57L56 149H51ZM84 150V149H83ZM93 150V149H92ZM95 150V149H94ZM105 150V149H104ZM116 150V151H117ZM121 150V149H120ZM164 150V151H163ZM204 150V149H203ZM230 150V149H229ZM246 150V149H245ZM244 150V151H245ZM22 151V150H21ZM30 151V149H28V153H30L29 152ZM45 151V152H44ZM78 151V150H77ZM82 151V150H81ZM89 151V150H88ZM91 151V150H90ZM89 151V152H90ZM110 151H111V149H110ZM115 151V152H116ZM171 151V150H170ZM182 151H183V149H182ZM206 151H208V150H205L204 152H206ZM212 151V150H211ZM211 151H209L207 154H209V153H212ZM238 151V150H237ZM248 151V150H247ZM20 152V151H19ZM25 152H27V151H25ZM70 152H73V151H70ZM78 152H80V151H78ZM83 152V151H82ZM112 152V151H111ZM114 152V154H119V153H115ZM147 152H148V150H147ZM164 152V153H163ZM172 152V151H171ZM201 152H202V150H201ZM230 152H231V150H230ZM239 152V151H238ZM237 152V153H238ZM246 152V151H245ZM249 152H250V150H249ZM27 153V154H28ZM54 153H52V155L54 154ZM101 153V152H100ZM106 153V152H105ZM152 153V152H151ZM175 153V152H174ZM224 153H225V149H224ZM227 153V152H226ZM240 153V152H239ZM16 154V153H15ZM35 154V153H34ZM48 154V153H47ZM69 154V153H68ZM134 154V153H133ZM138 154V153H137ZM164 154H166L165 156H166V158H165V156H164ZM201 154V153H200ZM216 154V155H217ZM229 153H227V156H229L228 155ZM242 154V153H241ZM254 154H256V153H254ZM6 155H8V158H7V156ZM38 155V154H37ZM46 155V154H45ZM50 155V154H49ZM48 155V156H49ZM63 155V154H62ZM66 155V154H65ZM78 155V154H77ZM98 155V154H97ZM109 155V154H108ZM130 155V154H129ZM135 155V154H134ZM189 155V154H188ZM226 155V154H225ZM225 155H223L222 154V156H225ZM240 155V154H239ZM243 155V154H242ZM252 155V154H251ZM4 156V157H3ZM47 156V155H46ZM59 156V155H58ZM170 156V155H169ZM168 156V157H169ZM172 156V155H171ZM192 156V155H191ZM194 156V155H193ZM207 156V155H206ZM221 156V157H222ZM226 156V157H227ZM233 156V155H232ZM260 156V155H259ZM3 157V158H2ZM7 158V160H6V158ZM25 157V156H24ZM35 157V156H34ZM37 157V156H36ZM53 157V156H52ZM54 157H55V155H54ZM60 157H62V156H60ZM68 157V156H67ZM112 157H113V153H112ZM221 157L219 156V158H220V160H221ZM245 157V156H244ZM14 158V157H13ZM28 158V157H27ZM26 158V159H27ZM131 158H133V157H131ZM137 158V157H136ZM166 160H165V159ZM195 158H196V156H195ZM194 158V159H195ZM201 158H203V157H201ZM225 158V157H224ZM238 158V157H237ZM247 158V157H246ZM253 158V157H252ZM258 158V157H257ZM1 159H3V161H1ZM5 159V160H4ZM67 159V158H66ZM72 159V158H71ZM86 159V158H85ZM98 159V158H97ZM103 159V158H102ZM134 159V158H133ZM132 159V160H133ZM138 159V158H137ZM193 159V158H192ZM193 159V160H194ZM206 159V158H205ZM208 159V158H207ZM215 159V158H214ZM223 159V158H222ZM226 159H230V161L232 160L231 159V157L230 158H226ZM233 159H234V157H233ZM240 159V158H239ZM245 159V158H244ZM244 159H243V161H244ZM14 160V161H15ZM28 160V159H27ZM60 160H62V159H60ZM69 160V159H68ZM88 160V159H87ZM136 160V159H135ZM142 160V159H141ZM234 160H236V159H234ZM6 161V162H5ZM11 161H10V163H11ZM14 161H13V165H14ZM26 161V160H25ZM29 161V160H28ZM56 161V160H55ZM91 161V160H90ZM89 161V162H90ZM165 161H167L168 163H166ZM238 161V160H237ZM239 161H241V159L239 160ZM252 161V160H251ZM250 160H249V162H251ZM260 161V160H259ZM54 162V161H53ZM58 162H59V160H58ZM79 162V161H78ZM82 162V161H81ZM113 162V161H112ZM147 162V161H146ZM154 162V163H155ZM194 162V161H193ZM206 162V161H205ZM211 162V161H210ZM213 162V161H212ZM248 162V161H247ZM51 163V162H50ZM106 163V162H105ZM109 163V162H108ZM116 163V162H115ZM151 163V162H150ZM203 162H201V164H202ZM207 163V162H206ZM209 163V162H208ZM230 164L232 163V162H229ZM244 163H246V162H244ZM259 163V162H258ZM17 164V162L15 163V165ZM19 164H21L20 162H19ZM42 164V166H43V168H40L39 167V165H41ZM55 164V163H54ZM91 164V163H90ZM89 164V165H90ZM110 164V163H109ZM142 164V165H141ZM147 164V163H146ZM145 164V165H146ZM239 164V162L236 164V165H238ZM248 164V163H247ZM18 165V164H17ZM17 165H16V167H17ZM31 165V166H30ZM58 165V164H57ZM66 165V164H65ZM81 165V164H80ZM83 165V164H82ZM104 165V164H103ZM102 165V166H103ZM227 165V164H226ZM225 165V166H226ZM233 165V164H232ZM249 165V164H248ZM255 164H253L252 166H254ZM257 165V164H256ZM261 165V164H260ZM41 166V167H42ZM66 166H68V165H66ZM65 166V168H67ZM73 166V165H72ZM75 166V165H74ZM108 166V165H107ZM112 166H114V165H112ZM118 166V165H117ZM116 166V168H118ZM151 166V165H150ZM155 166H157V165H155ZM203 166H205V165H203ZM209 167V165L208 164H206V167ZM211 166H212V164H211ZM210 166V167H211ZM244 166V165H243ZM251 166V167H252ZM76 167V166H75ZM84 167H85V165H84ZM101 167V166H100ZM131 167V166H130ZM145 167H147V166H145ZM207 167V168H208ZM213 167V166H212ZM228 166H226L225 168L228 170V168H227ZM230 167H231V165H230ZM244 167H246V166H244ZM62 168V167H61ZM68 168H69V166H68ZM110 168V167H109ZM108 168V169H109ZM241 168V167H240ZM250 168V167H249ZM248 168V169H249ZM255 168V167H254ZM254 168H253V170H254ZM7 169V170H6ZM19 169V170H20ZM70 169V168H69ZM102 169V168H101ZM131 169V168H130ZM145 169L147 170V171H145ZM204 169V168H203ZM15 170H17L18 171V173H19V178H17L16 176V174H17V172L15 171ZM31 170V171H30ZM45 170V171H44ZM49 170V169H48ZM57 170V169H56ZM80 170V169H79ZM112 170V168L109 170V171H111ZM198 170V169H197ZM212 170V169H211ZM224 170V169H223ZM233 170H235V169H233ZM250 170V169H249ZM29 171H30V173H29ZM58 171V170H57ZM102 171H103V169H102ZM114 171V172H115ZM196 171V170H195ZM205 171H206V169H205ZM207 171H209L210 172V168H209V170L207 169ZM261 171V170H260ZM68 172H70V171H68ZM107 172V171H106ZM114 172H112V173H114ZM133 172V173H132ZM149 172V174H147ZM227 173V178H228V176H230V173L228 172V171H226ZM231 172H232V170H231ZM239 172V171H238ZM253 173H254V171H252ZM21 173H22V175H21ZM119 173V174H120ZM181 173V174H180ZM203 173H205V172H203ZM229 173V174H228ZM232 173H234V172H232ZM245 173V172H244ZM99 174V173H98ZM107 174H108V172H107ZM107 174H105V175H107ZM115 174V173H114ZM113 174V175H114ZM118 174V173H117ZM132 174V175H131ZM207 174V173H206ZM213 174V173H212ZM226 174L224 175L225 177H226ZM235 174V173H234ZM240 174V173H239ZM248 174V173H247ZM250 174H252L251 172H250ZM259 174H261V173H259ZM102 175V174H101ZM104 175V174H103ZM109 175V174H108ZM107 175V176H108ZM184 175V174H183ZM208 175V174H207ZM220 175V174H219ZM232 175V174H231ZM243 175V174H242ZM254 175H256V173H254ZM185 176V175H184ZM200 176V175H199ZM237 176V175H236ZM251 175H249V177H250ZM257 176H258V173H257ZM67 177L70 179V180H72V181H70L68 184H69V186H67V187H69V192L71 191V192H76V190L79 188H77V186L74 184V179L76 180V178L75 177H77L74 173H68V175H67ZM109 177V176H108ZM233 177V175L231 176V177H229L228 179L229 180H227V181H230V178H232ZM247 177V176H246ZM255 177V176H254ZM258 177H260V176H258ZM65 178V177H64ZM94 178H96V177H94ZM133 178H135V179H133ZM211 178V177H210ZM237 178H238V176H237ZM243 178V177H242ZM241 178V179H242ZM252 178H253V176H251V178H249V180H251L252 182L254 181L255 183H258L259 182V179H255V178H253L254 180H252ZM68 179V180H69ZM206 179H208V178H206ZM206 179H205V182H207L206 181ZM233 179H234V177H233ZM243 179H245V178H243ZM97 179H95L94 181H96ZM223 180H224V178H223ZM236 180V179H235ZM238 180H240V179H238ZM246 181H247V179H245ZM257 182H256V181ZM93 181V180H92ZM93 181V182H94ZM100 181H102V180H100ZM227 181L225 182L224 181V183H227ZM244 181V180H243ZM241 182V183H244V182H246V181H244V182ZM7 182V183H6ZM15 182H17V183H15ZM68 182V181H67ZM103 182V181H102ZM106 182V181H105ZM104 182V183H105ZM211 182V181H210ZM232 182H234V181H232ZM238 182V181H237ZM237 182H235V184L237 183ZM8 183H10V187H9V185H8ZM89 183V182H88ZM91 183V182H90ZM89 183V184H90ZM97 183V182H96ZM189 183V182H188ZM188 183H186V185L188 184ZM203 183V182H202ZM221 183H223V181H221ZM224 183L221 185V186H223L224 185ZM239 183V182H238ZM262 183H264V182H262ZM261 183V184H262ZM6 186H5V185ZM65 184V183H64ZM67 184V183H66ZM193 184V183H192ZM204 184V183H203ZM217 184V183H216ZM229 185H227L228 187H226V188H224L225 186H223V187H221V189H222V191L224 190V189H226L225 191H227V189L230 187V182L228 183ZM246 184H248V183H246ZM246 184H244V185H246ZM259 184V183H258ZM4 185V186H3ZM55 185V186H54ZM206 185H207V183H206ZM209 185V184H208ZM212 185V184H211ZM243 185V186H244ZM253 185L255 186V184L253 183ZM257 185V184H256ZM65 186V185H64ZM113 186H115V185H113ZM213 186V185H212ZM217 186H218V184H217ZM240 187H238V188H241V189H243L242 190V192H244V188H245V186H244V188H242L241 187V184L239 185ZM259 186H260V184H259ZM9 188V190H7L8 188ZM62 187V186H61ZM90 187V186H89ZM187 187V186H186ZM193 187V186H192ZM191 187V188H192ZM203 187V186H202ZM219 187V186H218ZM252 187V186H251ZM250 187V189H249V186H248V188H247V190L249 189V190H251L252 188ZM7 188V189H6ZM57 188V189H56ZM96 188V187H95ZM101 188V187H100ZM176 188H178V187H176ZM208 188H215L214 186L213 187H208L207 186V190H209ZM254 188H257L258 190H259V188H258V185L256 186V187H254ZM60 189V188H59ZM68 188H66V189H64V190H67ZM89 189V188H88ZM94 189V188H93ZM175 189V188H174ZM206 189V188H205ZM220 189V190H221ZM232 189V188H231ZM241 189H239V190H241ZM64 190H62V191H64ZM79 190V189H78ZM96 190V189H95ZM101 190V189H100ZM114 190V189H113ZM191 190V189H190ZM211 190V189H210ZM219 190V191H220ZM230 189H228V191L227 192H231V190L229 191ZM233 190L234 189H232V193H233ZM35 191V192H34ZM61 191V190H60ZM61 191V193H63ZM90 191H91V189H90ZM104 191H105V188H104ZM212 192L214 191L213 189L211 190ZM225 191H223L224 193H223V197H225L224 196V194H227ZM93 192V191H92ZM99 192V191H98ZM137 192H139V196L138 197H136L137 196ZM188 192V191H187ZM215 192H216V190H215ZM241 192V191H240ZM239 192V193H240ZM249 192V191H248ZM65 193V192H64ZM94 193H96V191L94 192ZM101 193V192H100ZM208 193V192H207ZM217 193V192H216ZM215 193V194H216ZM251 193V192H250ZM253 193V192H252ZM254 193H257V192H254ZM46 194V196H47V194H49V198H50V200L48 201L49 203L48 204H46L45 203V206L44 205H39L38 204V200H36V198H37V196H40L41 197V195H45ZM97 194V193H96ZM191 194H192V192H191ZM202 194V193H201ZM209 194V193H208ZM208 194H206V196L205 195H202V197H204L205 196V198H208ZM211 194V193H210ZM218 194V193H217ZM220 194H222V192L220 193ZM241 194V193H240ZM243 194V193H242ZM67 195V194H66ZM212 195V194H211ZM210 195V196H211ZM232 195H234V193L232 194ZM257 195H260L259 194V191H258V193H257ZM98 196H100V194L98 195ZM213 196V195H212ZM220 196V195H219ZM249 197L251 196H256L255 194L253 195V194H250V195H248ZM101 197V196H100ZM105 197V196H104ZM188 197H189V195H188ZM193 197H194V195H193ZM195 197H196V195H195ZM194 197V198H195ZM198 197V196H197ZM214 197V196H213ZM213 197H212V199H213ZM221 197V196H220ZM222 197V198H223ZM247 197V196H246ZM246 197H245V200H246ZM248 197V198H249ZM252 197V198H253ZM258 197V196H257ZM260 197V196H259ZM261 197H262V195H261ZM96 198V197H95ZM193 198V199H194ZM199 198V197H198ZM219 198V197H218ZM228 198V197H227ZM238 198V197H237ZM247 198V202H248V200L249 201H251L252 199L251 198H249L248 199ZM40 199V198H39ZM43 199V198H42ZM174 199V198H173ZM191 199V198H190ZM202 199H204V198H202ZM209 199H210V197H209ZM230 199V198H229ZM236 199V198H235ZM254 199V198H253ZM41 200V199H40ZM117 200V201H118ZM177 200V199H176ZM205 200V199H204ZM211 200V199H210ZM219 200V199H218ZM227 200V199H226ZM257 199H255L254 201H256ZM259 200L262 202V204H264V201H262L260 198H259ZM259 200H257V201H259ZM37 201V202H36ZM194 201H195V199H194ZM197 201V200H196ZM206 201H208L207 199H206ZM213 201H214V199L211 201L212 203H213ZM216 202H217V200H215ZM234 201V200H233ZM244 201V200H243ZM254 201H252V203L254 202ZM70 202V201H69ZM163 203H164V200L162 201ZM198 202V201H197ZM205 202V201H204ZM219 202V201H218ZM229 202V201H228ZM238 202V201H237ZM245 202V201H244ZM115 203H116V201H115ZM115 203L113 204V205H115ZM220 203H222V202H220ZM226 203V202H225ZM233 203V202H232ZM232 203H231V205H232ZM259 203V202H258ZM257 203V204H258ZM116 204H118V202L116 203ZM165 204H166V202H165ZM205 204V203H204ZM208 204V203H207ZM214 204V203H213ZM218 204V203H217ZM216 204V205H217ZM236 205L238 204V203H235ZM245 205H246V203H244ZM254 204V203H253ZM255 204H256V202H255ZM254 204V205H255ZM101 205V206H100ZM106 207H105V206ZM175 205V204H174ZM206 205V204H205ZM209 205V204H208ZM211 205V204H210ZM215 205V204H214ZM235 205V206H236ZM245 205H242V206H244L245 207ZM249 205H252L251 203L249 204ZM249 205H246V206H249ZM259 205V204H258ZM261 205V204H260ZM100 206V207H99ZM213 206V205H212ZM218 206V205H217ZM219 206H221V205H219ZM218 206V207H219ZM223 206V205H222ZM225 206V205H224ZM262 207H264V205H261ZM114 208L116 207V206H113ZM168 207V206H167ZM177 207V206H176ZM196 207V206H195ZM200 207V206H199ZM216 207V206H215ZM214 207V208H215ZM226 207V206H225ZM236 207H238L239 208V204H238V206H236ZM240 207H241V204H240ZM244 207H242V208H244ZM251 207V206H250ZM256 207H257V205H256ZM255 207V208H256ZM260 207V206H259ZM212 208V207H211ZM224 208V207H223ZM222 208V209H223ZM242 208H240L241 210H242ZM252 208H254L253 206H252ZM251 208V209H252ZM66 209H67V207H66ZM169 209V208H168ZM172 209V208H171ZM225 209H227V208H225ZM224 209V210H225ZM232 209H233V207H232ZM246 209V208H245ZM248 209V208H247ZM257 209V208H256ZM255 209V210H256ZM262 209V208H261ZM49 210V211H48ZM82 210V209H81ZM115 210V209H114ZM195 210H196V208H195ZM215 210V212L218 210H216V209H214ZM254 210V211H255ZM258 210V209H257ZM93 211V212H92ZM172 211L174 212V210L172 209ZM212 211V210H211ZM238 211H239V209H238ZM245 211V210H244ZM247 211V210H246ZM252 212H253V210H251ZM31 212H32V214H33V212H38V213H40L39 215V218L37 219V221H35V220H31L32 222H30V223H32V225L30 224V223H28V225H26L27 224V221L24 223V221L25 220H29L28 218L26 219V217L27 216H32V214H31ZM41 212H43V213H41ZM45 212V213H44ZM49 214H48V213ZM66 212H69L68 210L66 211ZM93 214H92V213ZM94 212H96L95 214H94ZM208 212V211H207ZM218 212V211H217ZM227 212V211H226ZM241 212V211H240ZM243 212V211H242ZM248 212L251 214L252 212H250V208H249V210H248ZM70 213V212H69ZM103 213H105V214H103ZM224 213V212H223ZM238 213V212H237ZM255 212H253V214H254ZM260 213H262V211L260 212ZM26 214H27V216H26ZM68 214V213H67ZM83 214V215H84ZM166 214H168V213H166ZM198 214V213H197ZM204 214V213H203ZM213 214V213H212ZM217 214V213H216ZM218 214H219V212H218ZM226 214H228V213H226ZM234 214V212L232 213V215ZM257 214V213H256ZM262 214H264V213H262ZM47 215H50V217L49 216H47ZM56 215H58V218L59 219H61V223L59 222V223H57V221H55L56 219H54V216L56 217ZM175 215L177 216L178 214L175 212ZM204 215H206V214H204ZM204 215H203V217H204ZM215 214H213L212 216H214ZM225 215V214H224ZM36 216V215H35ZM44 216H47V217H44ZM164 216H165V214H164ZM167 216V215H166ZM188 216V215H187ZM186 216V217H187ZM248 216V215H247ZM261 215H259V217H260ZM69 217V216H68ZM113 219H112V218ZM178 217V216H177ZM208 217H209V215H208ZM219 217V216H218ZM236 217H237V215H236ZM241 217V216H240ZM250 217H251V215H250ZM57 218V219H58ZM205 218V217H204ZM203 218V219H204ZM207 218V217H206ZM211 218H213V217H210V219ZM222 218H224V216L222 217ZM229 218V217H228ZM232 218H234V215H233V217ZM255 218H257V215H255ZM261 218V219H260ZM260 218H257V220H258V223L260 224H258L259 226H261L262 224H261V221H262V218H264V216H261ZM24 219V220H23ZM63 219V220H62ZM74 219V218H73ZM163 219V218H162ZM176 219H178V218H176ZM208 219V218H207ZM210 219H208V220H210ZM215 219H216V216H215ZM218 219V218H217ZM229 219H231V218H229ZM228 219V220H229ZM235 219V218H234ZM241 219H243V218H241ZM72 220V219H71ZM85 220V219H84ZM204 220H206V219H204ZM212 220V221H211ZM210 221L211 222H213L214 221V218L213 219H211ZM246 220V219H245ZM244 220V221H245ZM250 220L251 221H253L252 220V218H250L249 219V222H250ZM256 220V219H255ZM254 220V221H255ZM259 220H260V222H259ZM70 221V220H69ZM73 221V220H72ZM92 221H90V222H92ZM171 221H172V219H171ZM181 221H182V219H181ZM184 221V220H183ZM182 221V222H183ZM186 222L188 221V220H185ZM190 221V220H189ZM215 221H217V220H215ZM218 221H221L220 219L218 220ZM225 221V220H224ZM231 221H232V219H231ZM235 221H236V219H235ZM243 221V220H242ZM243 221V222H244ZM246 221H248V220H246ZM5 222V223H4ZM71 222V221H70ZM92 222V223H93ZM162 222H164V221H162ZM207 223H208V221H206ZM227 222V221H226ZM262 222H264V221H262ZM22 223H24V225L22 226ZM74 223V222H73ZM88 224H89V222H87ZM174 223V222H173ZM177 223L179 224V225H177L176 224V226H182L183 225V223H182V225H180V223L181 222H178L177 221ZM214 223V222H213ZM229 223V222H228ZM246 223V222H245ZM87 224V225H88ZM184 224H187V223H184ZM212 224V223H211ZM220 224H221V222H220ZM231 224V223H230ZM247 224V223H246ZM25 225L27 226V227H29V226H31L32 227V236H31V238H28V240H24L22 237L24 236V235H22V232H23V230H24V227H25ZM76 225V224H75ZM172 225V224H171ZM196 225V224H195ZM228 225V224H227ZM232 225V224H231ZM250 225V224H249ZM184 226V225H183ZM183 226H182V228H183ZM192 226H193V224H192ZM206 226H207V224H206ZM232 226H234V225H232ZM242 226H244V223H243V225ZM241 226V227H242ZM259 226L257 227V230H258V228H259ZM22 227H23V230H21L22 229ZM27 227H25V229L27 228ZM85 227V226H84ZM194 227V226H193ZM208 227V226H207ZM212 227V226H211ZM221 227V226H220ZM229 227V226H228ZM231 227V226H230ZM262 227H264V225H262ZM175 228V229H174ZM185 228H186V226H185ZM188 228V227H187ZM206 228V227H205ZM210 228V227H209ZM224 228V227H223ZM227 228V227H226ZM261 228V227H260ZM28 229V228H27ZM103 229H101L100 231H103ZM168 229V228H167ZM202 229V228H201ZM208 229V228H207ZM206 229V230H207ZM221 229V228H220ZM232 229V228H231ZM239 229H240V227H239ZM242 229H244V228H242ZM248 229V228H247ZM183 230V229H182ZM205 230V229H204ZM222 230H224V229H222ZM234 230V229H233ZM241 230V229H240ZM245 230V229H244ZM260 230V229H259ZM258 230V231H259ZM22 231V232H21ZM75 231H76V229H75ZM87 231V230H86ZM93 231V230H92ZM99 231V230H98ZM225 231H227V229H225ZM229 231V230H228ZM239 231V230H238ZM242 231V230H241ZM262 231V230H261ZM77 232V231H76ZM198 232H199V229H198ZM212 232V231H211ZM224 232V231H223ZM229 232H232V230H230ZM247 232H248V230H247ZM0 233H1V230H0ZM24 233H25V231H24ZM97 233V232H96ZM100 233V232H99ZM240 233V232H239ZM238 233V234H239ZM246 233V232H245ZM256 233H257V231H256ZM209 234H210V232H209ZM208 234V235H209ZM213 234V233H212ZM224 234V233H223ZM21 235H22V237H21ZM98 235V234H97ZM183 235V234H182ZM208 235H206V236H208ZM222 235V234H221ZM224 235H226V233L224 234ZM233 235H234V233H233ZM241 235H243V234H241ZM51 236V237H50ZM91 236V235H90ZM95 236V235H94ZM103 236V235H102ZM204 236V235H203ZM228 236V235H227ZM50 237V238H49ZM84 237V236H83ZM99 237V236H98ZM209 237L211 238V234L209 235ZM209 237H207V239L209 238ZM213 237H215V236H213ZM246 237V236H245ZM256 237V236H255ZM261 237H264V236H261ZM77 238V237H76ZM97 238V237H96ZM178 238V239H177ZM206 238V237H205ZM209 238V239H210ZM241 238H243V237H241ZM247 238V237H246ZM249 238V237H248ZM247 238V239H248ZM73 239V240H72ZM184 239V238H183ZM206 239V240H207ZM208 239V240H209ZM224 239V238H223ZM244 239V238H243ZM253 239H254V237H253ZM259 239V238H258ZM76 240V239H75ZM101 240V239H100ZM182 240V239H181ZM220 240V239H219ZM222 240V239H221ZM57 241V240H56ZM86 241V240H85ZM88 241H90V240H88ZM92 241V240H91ZM184 241V240H183ZM242 241V240H241ZM259 241V240H258ZM262 241H264V240H262ZM106 242V243H107ZM198 242V241H197ZM217 242V241H216ZM239 242V241H238ZM250 242V241H249ZM260 242H261V240H260ZM73 243V242H72ZM71 243V247H73L72 245H75L74 243L72 244ZM93 243V242H92ZM95 243V242H94ZM109 243H107V246H108V244ZM201 243V242H200ZM206 243H208V242H206ZM221 243V242H220ZM79 244V243H78ZM91 244V243H90ZM97 244V243H96ZM232 244V243H231ZM230 244V245H231ZM248 244L249 243H247L246 242V245L245 246H248ZM262 244V243H261ZM77 245V244H76ZM85 245H87V244H85ZM85 245L83 244V245H81V246H74V248L76 249V250H74V254H72L73 256L72 257H75V260L77 259L78 260V262H80V264L82 263V264H92V263H94V262H92V263H88L89 261H87V259L89 258H87V257H85L84 256V258L82 257L83 256V254H82V252H85V250H83L82 252L80 251V250H82V249H86V247H85ZM104 245H105V242H104ZM203 245V244H202ZM209 245V244H208ZM213 245V247H214V244H212ZM235 245V244H234ZM87 246H89V245H87ZM91 246H94V245H91ZM96 246V245H95ZM94 246V247H95ZM99 246V245H98ZM98 246H96L95 248H97L98 249ZM101 246V245H100ZM205 246V245H204ZM207 246V245H206ZM229 246V245H228ZM232 246V245H231ZM90 247V246H89ZM94 247H91V248H94ZM217 247V246H216ZM236 247V246H235ZM258 247V246H257ZM90 248V250H92ZM103 250H104V248L103 247H101ZM112 248V249H113ZM203 248V247H202ZM209 248V247H208ZM219 248V247H218ZM218 248L216 249V250H218ZM232 248V247H231ZM243 249H244V246L242 247ZM247 248V247H246ZM248 248H250V247H248ZM232 249H234V247L232 248ZM242 249V250H243ZM262 249V248H261ZM100 250V249H99ZM98 250V251H99ZM212 250H214V249H212ZM211 250V251H212ZM230 250V249H229ZM242 250H241V252H242ZM248 250V249H247ZM251 250V249H250ZM89 250H87V252H88ZM203 251V250H202ZM210 251V252H211ZM230 251H233V250H230ZM246 251V250H245ZM257 251V250H256ZM262 251H264V250H262ZM261 251V252H262ZM80 252H81V254H82V256H81V254H80ZM93 252H95V249H94V251ZM112 252H116V250L114 251H112ZM112 252H110L109 253V255L112 253ZM139 252H140V254H143V255H139ZM197 252H199V251H197ZM201 252V251H200ZM237 252V251H236ZM71 253H73V252H71ZM209 253V252H208ZM215 253V252H214ZM218 253V252H217ZM228 253V252H227ZM235 253V252H234ZM240 253V252H239ZM257 253V252H256ZM87 254V253H86ZM201 254V253H200ZM203 254V253H202ZM262 254H264V253H262ZM71 255V254H70ZM112 255V254H111ZM223 255V254H222ZM221 255V256H222ZM224 255H225V253H224ZM223 255V256H224ZM234 255V254H233ZM235 255H237V254H235ZM241 255V254H240ZM260 255V254H259ZM114 256V255H113ZM117 256H119V255H117ZM182 256V255H181ZM184 256V255H183ZM203 256V255H202ZM220 256V257H221ZM226 256V255H225ZM228 256V255H227ZM251 256H252V253H251ZM255 256V255H254ZM258 256V255H257ZM105 257V256H104ZM108 257V256H107ZM107 257H106V259H107ZM228 257H230V255L228 256ZM239 257V256H238ZM213 258V257H212ZM216 258V257H215ZM224 258V257H223ZM253 258V257H252ZM72 259H74V258H72ZM104 259V258H103ZM109 259H110V257H109ZM181 259V258H180ZM187 259H189V258H187ZM228 259V258H227ZM226 259V260H227ZM232 259V258H231ZM231 259H230V262H231ZM70 260L71 259H69V262H70ZM98 260V259H97ZM192 260V259H191ZM225 260V259H224ZM235 260H236V258H235ZM235 260H233V262L235 261ZM238 260V259H237ZM254 260V259H253ZM258 260V259H257ZM94 261V260H93ZM104 261H105V259H104ZM115 261H117V260H115ZM179 261V260H178ZM187 261V260H186ZM185 261V262H186ZM214 260H212V262H213ZM240 261V260H239ZM238 261V262H239ZM91 262V261H90ZM95 262H97V261H95ZM177 262V261H176ZM192 262V261H191ZM229 262V261H228ZM258 262V261H257ZM77 263V262H76ZM104 263V262H103ZM106 263V262H105ZM126 263V262H125ZM252 263V262H251ZM259 263V262H258ZM71 264H72V262H71ZM98 264V263H97ZM106 264H109V263H106ZM111 264V263H110ZM117 264V263H116ZM150 264V263H149ZM155 264V263H154ZM183 264V263H182ZM186 264V263H185ZM226 264V263H225ZM232 264V263H231ZM239 264H240V262H239ZM242 264V263H241ZM255 264V263H254ZM262 264H264V263H262Z\"/></svg>",
    "mask_w": 264,
    "mask_h": 264
}]
</instances>
